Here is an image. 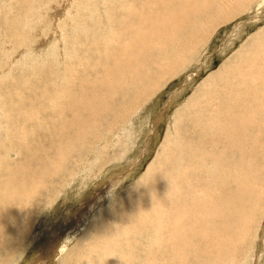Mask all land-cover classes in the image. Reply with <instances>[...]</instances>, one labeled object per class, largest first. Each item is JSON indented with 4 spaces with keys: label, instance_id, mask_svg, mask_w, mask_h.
Listing matches in <instances>:
<instances>
[{
    "label": "rangeland",
    "instance_id": "374dc122",
    "mask_svg": "<svg viewBox=\"0 0 264 264\" xmlns=\"http://www.w3.org/2000/svg\"><path fill=\"white\" fill-rule=\"evenodd\" d=\"M20 1H22V7L24 5L27 6V7L24 6V8H22L21 12L18 11V10L21 9ZM20 1L15 2V0H10V1L9 0H0V24H2V25H0V33H1L0 34V66H1V69H0V80H1V78H3L2 81H0V86H1L0 87V92H1L0 93V104H1L0 107L3 108V109L0 108V118L3 116L1 118V120H0V125H1L0 126L1 127L0 128L1 129L0 133H2V134H0V137L2 136L0 138V143H1V141H3L1 143L2 145H0L1 146L0 147V172L3 169H7L6 166H8V169H12V168L16 167L17 165H21V163H19V162H21V161H19V159L20 160H23V159H26V158L30 159L32 154L36 155V153H35L36 149H42L44 151L51 149L50 140H46L44 142V141H37V140L34 139L35 135H34V132H33V126L29 125V126L26 127L24 125L23 121L20 119V118H22L20 116V114H18L20 116L19 117L17 115L16 110H14L15 108H13V109L9 108V105L6 102L5 98H11L13 95H10V92L12 91L11 93L15 94V95H21L23 93L22 94L23 98L27 99V101L28 100H30V101L31 100L32 101L33 100L34 101L37 100L38 101L39 100L40 102L36 101L35 103H34V101L33 102L31 101V103H30V101H28L31 106L36 105V106H34L36 108H34L33 111L34 112L40 111L41 107L43 108V105H44L45 109H42V110L44 112H47L50 115L52 126L53 127L55 126L56 129L61 130L63 133L68 132L69 130H67L65 127H66V124H67L68 121H72L71 119H73V118H71V117H73L72 116L73 114L70 113V110L64 111L62 109V107H61V104L56 105V107L52 106V105H49L48 103L53 101V98L51 96H50L51 97L50 98L49 96L45 95L44 98L42 97L41 99H39L40 97H38L37 94L36 95L35 94H31V92L33 90H30L29 87L27 86V81L29 82V78L28 77H30L31 75H35V73H37L36 74V78L37 79L34 77L35 78V83H36L37 80L41 81V82L37 81V85L36 86L38 87L39 85H41L42 82L44 84L43 79L47 81V78H46L47 74L49 72H52V74H53L52 76H54L53 79H56V88L59 87L57 89L60 90V91H63L64 89H65L64 91H66L67 89L69 90V88H67L68 86H66V88H63L64 87L63 84L66 82V79H67V83H68V80H69V83L71 85L73 84L71 86L68 83L71 88L73 86L75 87L73 89H78V87L81 84H82L81 86H85L84 82L78 81L79 78H77L78 77L77 74H78L79 70L77 71V73L75 72L74 74H72V73H66L65 74V72L68 69L71 70V68H69V67H73V65L76 62L75 60H77L79 57H81L80 59H81V61H82V63L84 65H85V62L86 63L89 62L88 66L89 65L92 66L93 62L89 61V59H88V61H85V55H84L85 54V46H84L85 45V37L100 36L104 32H107L108 31L107 29L112 27L110 25H113L115 20H117L114 17L115 7H119L120 5L123 4V2H124V4L127 2V0L126 1L125 0H120V1L119 0H113V1L105 0L104 2H103V0H90L92 2V4H94V5H92V4H90L91 3L90 1L86 2V0H84L85 2L83 0H72V1L71 0L70 1L69 0H29V1L28 0H20ZM82 1L85 4H82ZM140 1L141 0H137V3H140ZM252 1L253 0H245V2L243 1L242 4L238 6V9L236 7L232 11V17L233 18L231 17V19H230L231 21L230 20L226 21V22H221L220 21V26H218L219 21L217 22V24L216 23L213 24L210 27L212 32L215 30L212 33V37L210 36L211 38H209V40H207V38L204 39V41H202V43L197 44L196 46H194L195 48L192 47V48L189 49V47H191V45L188 47V49L187 48H185V49L182 48L183 46H185L184 45L185 44V40L189 37V35H187V37L185 36L188 33V31H187V33L185 35L182 34V36H180L182 31L184 32V30H183L185 28L184 27V28L181 29V31H179V33L177 35L178 38L177 37H173L172 38L171 43H170L171 46L169 45V49H165V50L156 49V50H154L152 52H148V51L145 50V53L143 51L142 52L143 53L142 54L143 57L144 56H145V58L146 57H148V58L150 57V59L147 58L148 61L145 59L146 63L144 62V65L142 66L143 67L142 70L144 72V76L145 77H143V74L141 75L142 78H143L141 80V84L142 83H147V86L145 88L140 87L139 86V85H141L140 81L137 78H134V80L136 82H138L137 86H139V88H140V94H144V95L140 96V94H139L138 96L134 95L132 97L131 96H129V97L127 96L128 98L127 97H123L122 98V97H119V94L113 92L112 95L109 97L111 99V102L113 101L112 104H117L118 103V105L120 107H125V109L128 108V107L129 108L132 107L131 109L133 110V106L134 107L136 106V108H134L133 112L132 111L129 112L130 114H128L126 117L122 116V114H121V118H120L121 122H119L117 120V115L115 114V112H118V111L114 110V111L107 112L106 113V117L110 118V119L117 120V126H114L112 129L111 128H108L107 130L104 129L105 131L104 132L101 131L100 135L95 137V138H92V137H94L92 135H90V137L88 135H86L87 137L84 136L85 135V130L83 129L82 126H77V125L72 126L74 129H77L78 131H82L84 135H80V137H79L80 141L78 140L80 143L75 145V143L77 142L76 141V142H74L71 145V147L69 148V150L67 152L69 157H66V156H68L67 153L66 154L62 153L65 156L63 157V155L60 154V155H58L56 157V160H55V158H54L56 156V153H55L56 148H55V146L57 147V145H55L53 147L52 151L49 154V159H51L50 162L55 163V161H58L56 163H59V162L60 163H59L58 166L56 164L51 163L52 168L45 175V179H43V177H41V186L38 187V189L41 190V191H38V189L36 191H31L30 187L32 185L27 183V186L21 192H18V194H19L18 195L17 192L13 190L15 188V184H16L15 182H17L16 176L8 177L7 174H6L5 175L6 177L4 176L5 177L4 178V177H1V175H0V189L3 188L2 190H0V239H1L2 236H3V238L1 240L4 239L3 241H0V249H1L0 253H2V254H0V260L3 258L1 260L2 262L0 261V264H4L6 261L8 263L6 262L5 264H97L95 262H98V260L101 259L102 257L103 258L100 260V262H98V264H100L101 261L102 262L104 261L101 264H110V263H112V264H130V263L131 264L132 263L133 264H142L144 260L146 262L144 261L145 263H143V264H146V263L147 264H149V263L150 264H186L187 262H189L187 264H200V263L202 264V262H200L201 260H199L202 256L203 257L205 256L206 259L211 258L212 262H215V264H218V262L220 261V255H219V258H218V255H216L214 253L208 254L206 252H202V254H204V255H200L199 254V250L202 247H203V249L205 248L204 247L205 243H206L205 246H207V243L209 241L212 242V240L216 241V240H219V239H222V238L218 237L217 235H213V237L211 236V237H207V238L204 239L203 236L197 235V234H194V233L185 232L184 234H180L179 233V229H175L174 225H172L171 227L166 228V229L163 230L161 228L160 224L158 223V225H159V229H158L157 228L158 226L152 224L151 221H150V218H151L152 214H154L155 205L153 204V200L151 198H149L148 200L147 199L144 200V199H141L139 197L140 195L138 196V198L136 196H137V193H141V192H143L142 195H146V194L149 193V194H153L155 196V195H157L159 193V191L161 192V189H162L161 187L164 184L171 185V183H172V185H173V184H175V182H179L182 185H186L185 184L186 183V179L183 178L182 176H180V173H178V172L174 173V170L167 172L168 170H167L166 167L170 166L171 165L170 162H172V161L166 159L165 157L160 156L161 148L163 147L162 149H164L163 150L164 152H167V150L169 152V151H171L173 149L172 145L175 144L176 141L178 140L177 137H180L181 139L183 138V139L193 140V139H195L196 135L200 136V134H202L200 132H204V130L209 131L210 130L209 126H212V127H215L216 125L218 126V124L216 122H215L216 124L214 125L213 123H211V122L209 123L208 121H206L204 123V120L201 121L202 122L201 123L202 124L201 127L198 125V121H199L200 115H201L200 114L201 113V108H202L203 111H205L204 113L206 115H210V114L212 115V114L215 113L214 107H210V106L207 107V105H203V102H205V103L210 102V100L214 98V94L220 93V91H223V90L231 89L232 87H234V86H236L238 84H240L241 86H246L248 89H252L253 88L254 85H253V83L250 80H246L245 82L241 81V80L245 79L248 70L253 71V70L256 69L255 67H252L254 59H258V62L261 64V67H264V51L260 50L261 51L260 52V51L255 50L260 42H261L260 46L264 45V32H263L264 31L263 30V28H264V0H254L253 3H251ZM86 3H87V5H86ZM224 3H225L224 0H219V1L215 0L213 5H212V9H211V10H213L212 12H214L215 9L218 10V11L224 10L227 7V4L226 3L224 4ZM66 5H67V7H66ZM84 5H86L87 7L84 6ZM104 5H105V7H104ZM216 5H218V6H216ZM246 5H247V8H246ZM56 6H57V8H56ZM99 6H100V8H99ZM213 6H215V8H213ZM102 7H104V8H102ZM217 7H218V9H217ZM70 8H71V10H70ZM89 8H91V10ZM222 8H224V9H222ZM240 8H241V10H240ZM25 9L27 11H25ZM88 9H89V11H88ZM15 10L18 11L19 13L16 12ZM37 10H39V11H37ZM242 11H243V13H242ZM94 13H95V15H94ZM105 13L108 14L107 17L105 15ZM239 13H240L241 16L240 15L234 16V15H237ZM90 15H91V17H90ZM104 15H105V17H104ZM199 15L200 16H197V18H199V19H197L199 21V23L200 24L203 23L202 25H204V24L206 25L207 21L204 19V17H202L203 15H201V14H199ZM1 16H3V17H1ZM13 16H15L16 18L13 17ZM30 17H31V20H30ZM93 17H94V19H93ZM20 18H22L23 20L20 19ZM108 20L111 21V22H109ZM107 21L109 23H111V24L109 25V23ZM106 22L108 23V25H105V24H107ZM78 23L81 24L80 28L78 27V25H79ZM89 23H90V25H89ZM95 23L96 24L98 23L97 24L98 26L95 25ZM83 24H85V26L87 25V27H84ZM67 25H68V27H67ZM215 25H217V26H215ZM240 25H242V27H244L243 28L244 29V33L241 36H239V33H241V29H239ZM101 26L104 27V28H107V29H103V28H101ZM214 27H215V29H214ZM237 27H239V28H237ZM17 28H19V29H17ZM25 28H26V30H25ZM235 28H236V30L238 29L237 30L238 33L236 32V30H234ZM37 29H39L41 32L39 31V33H37L38 32ZM23 30H24V32H23ZM79 30H80V32H78ZM103 30H105V31L103 32ZM58 31L59 32L61 31V32L59 33ZM70 31H72L73 33H71ZM75 31H77L78 33L75 32ZM68 32H70L71 36H69ZM232 32L235 35V37H234V35L232 36ZM261 32H262V34H261ZM34 33L37 35V36L35 35L36 37L34 36ZM40 33H42V34L40 35ZM57 33H58V35H57ZM95 33H97V34H95ZM108 33H109V31H108ZM108 33H105V34L108 35ZM214 33H215V35H214ZM236 34H238V35H236ZM254 34H255V37H253L254 38L253 39L251 37ZM260 34H261V36L258 37V35H260ZM75 35H77L76 38H75ZM256 35H257V37H256ZM15 36H16V38H15ZM29 36H30V38H29ZM78 36H80V37H78ZM81 38H82V40L84 42L83 47H80L78 45L76 46L77 40H79ZM36 39H38V40H36ZM173 39H174V41H173ZM176 39H177V41H176ZM249 39H250V41H249ZM40 40L44 41V42H48L47 43L48 45L46 43H42L41 44ZM62 40H63V42H62ZM74 40L76 42H74ZM60 42H61V45H60ZM182 43H183V46L181 47ZM39 44H40V46H39ZM49 44L50 45L52 44L50 46L51 48L49 47ZM44 45H46L47 48H44ZM204 45H206V46L204 47ZM87 46H88V44H87ZM48 47L50 48V50H49ZM57 47L61 48V50L63 52L60 49H58ZM68 47L70 48V50L71 49L72 50L70 51L68 49ZM251 47H252V49L249 50ZM38 48H41L43 51L45 50V53L42 51V54L40 55L39 50H37ZM73 48H76V50L78 51V53H76L77 56H76V54L73 55V52H72ZM78 48H82V49L80 50ZM171 48H174V50L171 49ZM195 50H197V51H195ZM183 52L185 53L186 56L184 55ZM196 52H198V53H196ZM79 53H80V55H79ZM150 53H152L151 56H149ZM59 54H60V57H59ZM187 54H188V56H187ZM46 55H47V57H46ZM63 55H65V57ZM81 55H83V56H81ZM180 55H182V56H180ZM191 55H192V57L190 59L189 56H191ZM195 56H197V57H195ZM58 57L60 59H62V60H60ZM159 57L164 58L165 61H164V59L159 58ZM64 58H65V61H68L69 65L67 64V62L65 63V61H63ZM176 58H177V60H176ZM19 59H20V61H19ZM178 59H179V61H178ZM42 61H46L48 63L44 64V62H42ZM163 61H164V63H163ZM21 62H22V64H21ZM153 63H154V67L155 68L153 67ZM155 63H156V65H155ZM169 63H170V65L172 64L171 69L169 68L171 74L169 73V74L166 75V77L161 81L162 84L160 83L159 85H157L154 88H152L153 87L152 86L153 85V81H151V83H150L149 79L150 80H154V82H155V80H157L158 78L161 77L160 75H163L162 72H163V70H165L166 67H167L166 69L168 71V66L170 67ZM48 64L50 66H52V67H50ZM62 65H63V67H61ZM145 65L147 66L146 70H145L146 67H144ZM160 65H163L162 66L163 69L161 68ZM91 66H89V67H91ZM93 67H94V69H96L99 72H101L100 70H102V68H103V66L100 65V64H95L94 66H92V68ZM159 67H160V69H159ZM74 68L77 69V67H75V66H74ZM149 68H150V70H149ZM172 68H173V71H172ZM183 68L185 69L184 71L182 70ZM75 69H72V70H75ZM161 69H162V71L160 72L159 70H161ZM222 69H223V71H222ZM46 70H48L49 72L46 71ZM142 70L140 68V72H142ZM156 70H158V71L156 72ZM178 70L180 72L182 70L181 73L178 72L180 75H178V73L176 72ZM40 71H41L42 74L43 73L44 74L42 75L40 73ZM148 72H150V73H148ZM262 72H264V70H262ZM61 73H63V75ZM145 73L147 75H145ZM156 73L159 74V75L156 76ZM217 73L218 74L222 73V74L218 75ZM152 74H153V76H152ZM224 74L226 76H224ZM56 75L57 76L59 75V76L56 77ZM175 75H177V76H175ZM4 76H5V78H4ZM11 76L13 77V79H12ZM67 76H69V79H68ZM70 76H72V77H70ZM148 76H149V78H148ZM210 76H212L213 78L210 77ZM38 77L40 79L41 78L42 79L40 80ZM64 77H66V78L64 79ZM15 78H16L17 81L15 80ZM76 78L78 80H76ZM130 79H132V78L131 77L127 78L126 82L134 81L133 79H132V81ZM147 79H148L149 82H147ZM223 79H224V81H223ZM14 80H15V82H14ZM23 80H25V81H23ZM58 80H60V81L62 80L61 83H59L60 81H58ZM12 81L14 83H18V84L14 85ZM142 81H145V82H142ZM249 81L252 84L249 83ZM10 82H12V84H9V85H11V86L14 85L13 87L8 85V83H10ZM38 82L40 84H38ZM78 82H79V84L80 83L81 84L79 85ZM22 83H23V85H22ZM223 83L225 84L224 86H223ZM17 85L19 87H17ZM76 85L78 86L77 88H76ZM7 86L10 87V88H7ZM161 86H163V87H161ZM26 87H28V88H26ZM2 90H4L3 91L4 94H3ZM19 90H20L21 94L18 93ZM78 90L83 91L81 87H79ZM153 90L155 91V93H154ZM13 91H14V93H13ZM150 91L151 92L153 91L152 92L153 94ZM15 92H17V94ZM205 93H208V94H205ZM116 94L118 95V97H117ZM149 94H151V95H149ZM26 95H28V96H26ZM33 95H35V96H33ZM60 95L61 96H58L59 98L60 97L61 98L64 97V95H62L61 93H60ZM139 96L142 97V98H140ZM26 97H28V98H26ZM30 97H31V99H30ZM252 97L255 100H253ZM248 98L251 99L254 103H257V105L264 104L263 103L264 102V97H262L261 95L255 96L253 94H250V96H248ZM42 99H43V101L45 103L42 101ZM241 99H244V98H243L242 95H239L238 99L237 98L235 99L236 102H234L233 105L235 106L236 103L239 100H241ZM114 101H116V102H114ZM42 102H43V105H42ZM131 104H134V105L132 106ZM137 104L139 105V107H138ZM153 105H155V107ZM188 105H189V107H188ZM254 105H256V104H254ZM4 107H5L6 110L4 109ZM47 109H49V110L47 111ZM1 110H4V111L1 112ZM186 110H187V112H186ZM23 111H25V109H23ZM61 111L63 113H65V114H66V112H68V113L63 116L62 115L63 113ZM6 112H8V113H6ZM125 112H127V111L125 110ZM262 112H264V110ZM262 112L259 113V114H262V115L257 116V118L255 120V125H254V122L252 123L254 126H257V127H261L262 126V124L260 122H258V121H260V119H264V116H263L264 113H262ZM5 113L7 114L6 116L4 115ZM179 114H180V116H179ZM55 115H56L57 118L54 117ZM162 115L164 116V118H163ZM159 116H160V118L162 116V118L160 119V121L157 122V118ZM6 117H8V118L5 119ZM13 117H15V118H13ZM178 117H179V119H178ZM18 118H19V121H21V122L18 121ZM102 118L103 117H101V121H102ZM3 119H4V121H3ZM12 119H13V121H12ZM181 119L187 120L188 124L186 123L185 120L182 121ZM169 120H171V121H169ZM5 121H6V124L8 123L7 126L5 124ZM173 121H174V123H173ZM190 121H193V122L191 123ZM9 122H10V124H9ZM11 124H13V126ZM171 124H173L174 126L173 125L171 126ZM183 124H185V125H183ZM189 124H190L191 128L189 127ZM30 126L32 127V129H31ZM195 126H196V128H195ZM80 127H81V129H80ZM173 127H175V128H173ZM16 128H17V130H16ZM20 128H21V130H20ZM119 128H121V129L119 130ZM170 128H171L172 132H171ZM175 129L178 131L179 135H178V133L176 132ZM8 130H10V131H8ZM186 130L188 132H186ZM5 131L7 133H5ZM23 131H25V132L23 133ZM48 131L49 130H47L45 128L43 130L44 133L42 132V135L44 137H50L51 140H54V139L58 140L59 139L58 134L56 132H55V134L51 135V134H49ZM153 131L155 132V134H153V133L151 134V132H153ZM182 131H184L183 133H186V136H185V134L182 133ZM196 131H197V134H196ZM20 132H22V133L20 134ZM3 133H5L4 134L5 136L3 135ZM174 133H177V134H175L177 137L174 135ZM187 134H189V135H187ZM21 135H22V139L21 140L23 141L24 139H26L27 142H29L28 144L26 143V140H24L25 141L24 146H21V144L18 143V141L16 140V137L21 136ZM182 135H183V137H182ZM190 135H191V138H190ZM26 136H27V138H26ZM167 136H169V137L167 138ZM6 137H7V139L8 138L9 139L7 140ZM83 138H84V140H83ZM86 138H89L92 143H90V142L88 143L87 141H89V139H86ZM98 138H99V140H97ZM94 139H96V140H94ZM168 140H169V142H167ZM171 140H173V141H171ZM174 140H176V141H174ZM9 141H11L10 142L11 145H10ZM39 142H40L41 145H38ZM43 142L46 145L42 144ZM81 142H84V144L81 143ZM6 143H8L9 145L6 144ZM85 143H87V145ZM168 143H170V144H168ZM29 144H31V145H29ZM79 144H80V146H79ZM89 144H91V145H89ZM84 145H86L85 147H87V149L84 148ZM168 145H170V146H168ZM13 147H15V149ZM47 147H49V148L47 149ZM6 148H7V150H6ZM16 148H17V151H16ZM81 148L83 149L84 152L81 150ZM88 148H89V150H88ZM32 149H33V151H32ZM79 150H80V153H79ZM24 151H26V152L24 153ZM235 152L238 153L239 151L236 150ZM258 152H259V155L257 157H260L261 156V151H258ZM72 153H74L75 155L72 154ZM201 153H203V151H200V154ZM240 153L241 152H239V154ZM2 154H4V155H2ZM5 154H6V156H5ZM77 154H78V156H77ZM24 155H25V157H24ZM71 155H73L75 159ZM81 155H83V156H81ZM181 156H183L184 159L182 160V163H180V164H183V165L185 164V166H184L185 169H187L188 171H193V170H197L199 168L198 167L199 165H197L199 163V161H200L198 156H196V155L193 156L192 157L193 161L190 160L191 158L189 156H185V154L179 155L177 157H181ZM253 157H255V156H253ZM62 158H64V159L66 158V159L63 160ZM76 158H78L79 160L76 159ZM156 158L158 159L157 163H155L156 162L155 160H157ZM162 159L163 160L165 159V160L163 162H161ZM70 160L72 162H70ZM75 160H76V162H75ZM250 160H252V159H250ZM184 161H187L188 163L184 162ZM194 161H198V162H194ZM29 162H26L25 164H29ZM235 162H237V161H235ZM235 162L233 164H235ZM242 162H246V161H242ZM242 162H240V163H242ZM63 163L65 164V166H63L64 165ZM67 163H69V164H67ZM252 163L255 164V165L258 164V162H252ZM74 164H76L77 167ZM164 164H165V166H164ZM167 164H168V166H167ZM11 165H12V167H11ZM54 165H56V166H54ZM160 165H162V166H160ZM183 165H181V166H183ZM60 166H61V170H60ZM171 166H173V165H171ZM9 167H11V168H9ZM33 167H34V164L32 162L30 166H26V169L27 170H30V169L35 170ZM67 167H69V168H67ZM234 167L235 166L232 165V166L229 167L230 169L228 171H226L228 173V174L226 173V175H225V176H227V178L229 176H231L232 179L233 178L239 179V177L243 174L239 170H235ZM210 168H212V167L209 166V165L206 166V170H207L208 173H206V174L203 173V174L204 175H208V176H213L215 174L214 172H215L216 169L213 168V170H211ZM165 170H167V171L165 172ZM62 171H64V172H62ZM60 172L62 173L61 175H59ZM67 172L69 174H67ZM164 172H165V174H164ZM170 172H172L173 174L172 173L170 174ZM210 172H212V173L210 174ZM49 173L50 174L52 173L51 174L52 176ZM167 173H168V175H170L171 178H172V175H173V178H172V180L174 179L173 181L170 180L171 178H169ZM164 175H165L166 178L168 177L167 180H169L170 183L169 182L165 183V181H167V180L163 179V178H165ZM175 175H176L177 178L175 177ZM61 176H63V177H61ZM48 177H50V178H48ZM7 178H9V179H7ZM11 178H14V179H12L14 181H12ZM59 178L63 179V180L60 181ZM140 179H141V181H140ZM46 181L48 183H46ZM139 181L140 182H144V183H140ZM58 182H61V183H58ZM11 183H14V185L12 184L14 188L12 187V185H10ZM138 183H140L141 185H143V184L145 185V186L143 185L142 188H141V190L144 189L145 191L144 190L143 191L140 190V186L141 185L138 184ZM17 187L18 188L21 187V183L20 184L17 183ZM41 187H42L43 191H42ZM153 187H154V189H153ZM45 189L48 192H51V191L52 192L51 193H47V191ZM132 189L133 190L135 189V190L133 191ZM8 190H9V192H8ZM114 190L116 191V193H115ZM155 190H157V191L155 192ZM29 191H31L32 193L29 192ZM131 191L135 192L136 194L131 195ZM10 192H11V194H10ZM39 192L42 193L44 195V198H46V199L42 198L43 195L40 194ZM111 192H113L114 194L111 193ZM13 194L15 196H13ZM28 194H30V196ZM33 194H34V197L32 196ZM38 194H40L41 196L38 195ZM122 195L125 196V197H123ZM18 196L27 197L26 198L27 200L25 199L24 201L21 202L20 208L19 209L17 208L16 213H14V215H13L12 212H11V208H13V207L10 206V204L13 203L11 201V199H17L16 197H18ZM35 196H36V198H38L37 200H36ZM48 196H49V198H48ZM50 196L51 197L54 196V197L51 198ZM2 197H3V199H2ZM86 197H87V199H86ZM113 197H114V199H113ZM142 200L145 201L147 204H145V203L143 204ZM47 201L49 203H47ZM31 202H33V204ZM40 203H41V206H40ZM45 203L48 204V205H46ZM96 203H98V204H96ZM123 203H125L126 205H122ZM34 204H35V206H34ZM90 204H93V205L96 204V205L93 206L94 207L93 208ZM116 204H117V207H116ZM168 204L169 203H166L165 210L167 211L169 209L168 211H171V212L175 213L176 210H174V209H177V208H168ZM110 205H112V206H110ZM14 206H16V203L14 204ZM37 206H39V207H37ZM118 206H121V207H118ZM136 206L138 208L139 207H141V208H139V210H138ZM29 207H30V209H29ZM147 207H149V208L147 210H145ZM41 208H43V209H41ZM112 208H113V210H112ZM115 208L117 210H119V211L116 212L117 210ZM123 208H124V210H123ZM188 208H189L188 211H190V210L193 211V209H194V207H190V205H188ZM38 209L41 210V211L39 212ZM96 210H98V211H96ZM121 210H123V211H121ZM25 211L27 212V214H26ZM108 211H110L109 212L110 214L108 213ZM188 211L186 213H183V212L181 213L183 218H182V221L179 223V225L183 224L188 219V217H187ZM29 212H30V214H29ZM33 212H34V214H33ZM119 212H120V214L122 216L119 214ZM260 212L261 213H259V215H258V217L256 219L257 221L253 222V224L251 225V229H250L249 233L251 232L252 234L250 233V234L247 235V239H245L247 241H245L244 239H243L244 241H242V238L236 237V238H238V244H235V243H237V240H236L235 243L230 246V249L228 247V251H227L226 247H223L225 243L221 244L220 247H222V248L218 247V250L220 251L221 254H223L222 250L224 251V253H225V251L229 253V255L227 257L226 256L222 257L224 259V261H226L225 264H252V263L253 264H256V263L257 264H264L263 263L264 262V258H263L264 254H262V252L264 253V250H263L264 249V208H263V210L261 209ZM83 213H85V214H83ZM104 213L109 214V215H106V214L104 215ZM89 214H91L92 216H90ZM148 214H150V217L148 219H146L148 217ZM102 215H104L103 218H102ZM116 215H118V216H116ZM19 216H22V217H19ZM28 216H30V217H28ZM85 216L87 218L89 217L90 220L86 219ZM98 216H100V217H98ZM108 216H110V217H108ZM113 216H114L115 219L113 218ZM134 216H136V217L139 216V217L136 218ZM26 217L29 218V219H27ZM109 218L111 220H113V221H111ZM95 219H96L97 224L95 223ZM83 220L86 221V222H84ZM119 220L120 221L122 220L121 223H120ZM139 220H141V221H139ZM148 220H149V222H148ZM192 221H194V220H189L188 222L191 223ZM8 222L11 223V224H9ZM72 222H74V223H72ZM116 222H117V224H116ZM7 223L10 226L12 224H14V225L9 227ZM79 223H80V225H79ZM90 223H92V224H90ZM102 223H103V226H102ZM131 223H132V225H130ZM81 224L83 225V227H82ZM85 224H86V226H85ZM95 224H96V228H95ZM121 224L122 225L124 224V225L122 226ZM126 224H127V226H126ZM48 225H50V226H48ZM133 225H135V226H133ZM15 226H16V228H15ZM71 226H72V228H71ZM93 226H94L95 229L93 228ZM119 226L122 229H120ZM80 227L83 228V229H81ZM90 227H92L93 229L90 228ZM112 227H114V228H112ZM132 227H134V228H132ZM145 227H147V228H145ZM172 227H173V229H172ZM10 228H12V230ZM28 228L31 229V230L29 229V232H28ZM103 228H104V230H103ZM17 229H19V230H17ZM22 229H24V230H22ZM96 229H98L99 232H98V230L96 231ZM111 229H113V230H111ZM87 230H88V232H87ZM92 230L95 231V232L93 233ZM130 230L132 231L131 233H130ZM139 230H140V233H138ZM168 230H169V232H168ZM199 230H200V232H204V231H206V228L204 230L201 227H199ZM24 231L28 232L29 234H27ZM114 231H115V233H114ZM121 231H122V233H121ZM166 231H167V233H166ZM171 231H175L177 236H175L174 232H172L170 234ZM21 232H23V234ZM111 232H113V233H111ZM14 233H18L17 235H19V237L22 236L21 237L22 241L19 240L20 238H18V236L16 234H14ZM89 233H90L91 237H90ZM98 233H100V234H98ZM123 233H125V234L127 233L126 235H128L129 237L124 235ZM128 233H130L131 235L128 234ZM151 233L152 234L154 233V235H151ZM160 233H162V234H160ZM110 234H111L112 237H110ZM116 234H118V235L121 234L122 236L118 237V235H116ZM133 234H134V236H133ZM94 235H95V237H93ZM97 235H100V236H97ZM101 235H102V237H101ZM123 235L125 237H123ZM149 235H151V236L149 237ZM161 235L162 236L165 235L166 238L170 235L169 236V243L171 245L170 244L167 245L166 241H165L166 238L164 237L163 238L164 240H162L161 239V237H162ZM256 235H258V237ZM10 236L12 238H10ZM83 236H84V238H83ZM106 236L107 237L109 236L108 239H107ZM113 236L114 237L116 236V239H118V240L120 239L119 240L120 243ZM248 236H250V237L248 238ZM88 237L90 239H88ZM121 237L125 238L126 240L128 238L129 240L125 241V239H122ZM134 237L137 238V239H135ZM139 237H140V239H139ZM145 237L146 238L149 237V238L146 239ZM154 237H155V239H154ZM190 237L192 238L193 241L191 240ZM201 237H202V241L203 242L206 239L207 240L204 243H202ZM262 237H263V239H262ZM8 238H10L9 242H8ZM16 238H18V239H16ZM101 238L103 239V241H101ZM184 238L187 241V243H185ZM193 238H195V239H193ZM105 239H107V240H105ZM153 239H154V241H153ZM11 240H12V242H11ZM83 240H84L85 243H83ZM135 240H137V241L139 240V241L137 242ZM145 240L148 241V244H147V241H145ZM181 240H182V242H180ZM223 240L225 241V239H223ZM104 241H105V243H104ZM123 241H124V243L125 242L126 243L125 244L122 243ZM129 241H131V243H128ZM140 241L142 242V244L140 243V245H139L138 243ZM178 241L180 242V244H179ZM261 241H262V243H261ZM10 242H11V245H10ZM109 242H112V243H109ZM136 242H137V246H136ZM150 242L153 243V244H151ZM246 242H247V244H246ZM7 243H9V244H7ZM78 243H79V245H78ZM89 243H91V244L93 243L92 246L90 244L91 247H89ZM97 243H99V244H97ZM102 243L104 245H106V244L110 245L111 244L112 246L111 245L110 246L109 245L104 246V245H102ZM127 243H128V245H127ZM197 243H199L200 246L198 245V247H197ZM200 243H202L203 245L200 244ZM242 243H244V244H242ZM121 244L124 245L125 247L123 246L124 248H122ZM143 244L145 245V247H144L145 249L142 248ZM146 244L148 246H146ZM176 244H177V247H176ZM192 244L194 246H192ZM8 245H10V246L13 245V246L10 248V246H8ZM126 245L128 246V248H127ZM158 245L160 247H158ZM180 245H182L183 247L185 246L186 248L180 247ZM245 245L246 246L249 245V246H247L248 250L245 247ZM3 246H4V248H3ZM66 246H67V248H66ZM80 246H84L86 248H84V247L81 248ZM132 246L136 247V249H134ZM165 246H168L169 248L165 247ZM235 246H237V247H235ZM115 247L116 248L119 247L121 249H119V248L116 249ZM174 247H175V250H174ZM187 247H190V248H187ZM191 247H194V248H191ZM6 248H7V250H6ZM110 248H111V250H110ZM152 248L154 250H152ZM180 248H183V249H180ZM233 248H235V249H233ZM79 249H83V250H79ZM96 249H97L98 252H96ZM108 249H109V252H108ZM127 249H129V250L130 249H134V250H130L129 252H127L128 251ZM137 249H139V250H137ZM197 249H199V250L197 251ZM259 249H260V252H259ZM124 250H127V251H124ZM191 250L192 251L194 250V252L191 253ZM7 251H9L10 253L7 252ZM117 251H118V253H117ZM122 251H124V253L127 256L125 254H123ZM142 251H143L144 254L142 253ZM164 251L166 252V254H165ZM171 251H172V253L174 252V254H172ZM184 251H186V252H184ZM245 251H246L247 255H250L252 258H250V256L248 257L247 255H245ZM251 251H252V254H254V255L249 254V253H251ZM100 252H102V253H100ZM154 252H155V254H153ZM180 252H182V254ZM195 252H196V255H195ZM85 253H86V255H85ZM113 253H115V254H113ZM188 253H190V254H188ZM116 254L117 255L119 254V255L117 256ZM120 254H121V256H120ZM132 254L134 255V257H133ZM146 254H148V255H146ZM212 254H213V256H212ZM257 254H258V256L260 255V257H257ZM6 255L7 256L9 255L8 257H10V258H7ZM103 255H105V257ZM128 255H129V258H128ZM135 255H137V256H135ZM152 255H154V256H152ZM165 255H167V256H165ZM168 255H169V257H168ZM199 255H200V257H199ZM255 255H256L255 261H253L254 260L253 257ZM116 256L118 258H115ZM174 256H176V257H174ZM66 257H67V259H66ZM93 257H95V258H93ZM96 257H97V259H96ZM107 257H110V260H109L110 262L108 261L109 258L107 259ZM125 257H127V258H125ZM216 257H217V260H216ZM228 257H230V259ZM119 258H121V260ZM134 258L135 259L139 258V259L135 260ZM140 258L142 259L141 261H140ZM115 259H118L119 261L117 260V262L115 263L114 262V261H116ZM186 259H188L189 261H187ZM242 259H243V261H242ZM4 260H6V261H4ZM215 260L218 261V262L216 263ZM257 260H258V262H256ZM198 261H199V263H198ZM237 261L239 263H236ZM251 261H252V263H250ZM242 262H244V263H242Z\"/></svg>",
    "mask_w": 264,
    "mask_h": 264
},
{
    "label": "bare ground",
    "instance_id": "6f19581e",
    "mask_svg": "<svg viewBox=\"0 0 264 264\" xmlns=\"http://www.w3.org/2000/svg\"><path fill=\"white\" fill-rule=\"evenodd\" d=\"M10 1V0H9ZM18 1H20V0H15V2H18ZM29 1V0H28ZM70 1V0H69ZM72 1V0H71ZM84 1V0H83ZM82 1V4H85L84 2ZM88 1H90V0H86V2H88ZM105 0H103V2H104ZM111 1H113V0H111ZM120 1V0H119ZM126 1V0H125ZM214 1L215 0H141L140 1V3H137V0H127V2L124 4V2H123V4L122 5H120L119 7H115V10H114V17L117 19V20H115V22H114V24L113 25H110L111 23H109V22H111V21H107L108 23H109V25L110 26H112V27H110V28H104V27H102L101 26V28H103V29H107L108 31H109V33H108V31L107 32H104L105 30H103V34L102 35H100V36H92V37H85V45H84V42H83V40H82V38L81 39H79V40H77V42L74 40V42H76V46L78 45V46H80V47H83V45L85 46V61H88V59H89V61H91V62H93V64H92V66H94L95 64H100V65H102L103 66V68H102V70H100L101 72H99V71H97L96 69H94V67L92 68V66L91 65H89V66H91V67H89L88 66V63L89 62H85V65L82 63V61H81V57H79L77 60H75L76 62H75V64L73 65V67H69V68H71V70H67L66 72H65V74L66 73H72V74H74L75 72L77 73V71L79 70V72H78V74H77V78H79V80L76 78V80H78V81H81V82H84L85 84V86H81L80 84H79V82H78V84L80 85L79 87H81L82 88V90L83 91H80V90H78L79 89V87L76 85V88L78 87V89H73V88H75L74 86L71 88L70 86H69V80H68V83H67V79H66V82L63 84L64 85V87L63 88H66V86H68L67 88H69V90L67 89L66 91H60V90H58L57 88H59V87H57L56 88V79H53V77L54 76H52L53 74H52V72H49L48 70H46V71H48L49 73L47 74V76H46V78H47V81L46 80H44L43 79V81H44V84H43V82L41 83V85H39L38 87L36 86L37 85V81H39V80H37L36 81V83H35V78H36V74L37 73H35V75H31L30 77H28L29 78V82L27 81V86L29 87V89L30 90H33L32 92H31V94H37L38 95V97H40L39 99H41L42 97L44 98V96L45 95H47V96H51L52 98H53V101H51V102H49L48 104L49 105H52V106H55L56 107V105H59V104H61V107H62V109L64 110V111H68V110H70V113H72L73 115V117H71V118H73V119H71L72 121H68L67 122V124H66V129L67 130H69L68 132H66V133H63L61 130H58V129H56V127L54 126H52V124H51V119H50V115L47 113V112H44L42 109H45V107H44V105H43V99H42V105H43V108L41 107V110L40 111H38V112H34L33 111V109L34 108H36V107H34V106H36V105H34V106H31L30 104H29V102L28 101H30V100H28L27 101V99H25V98H23V93L21 94V92H20V90H19V92L18 93H20L21 95H15V94H12L11 92H10V95H13L11 98H5L6 99V102L8 103V105H9V108L10 109H13V108H15L14 110H16V112H17V115L18 114H20V116L22 117V118H20L22 121H23V123H24V125L27 127V126H29V125H32L33 126V132H34V135H35V140H37V141H46V140H50V143H51V149L50 150H42V149H36L35 150V153H36V155L34 154H32L31 155V158L30 159H28V158H26V159H23V160H20L19 159V161H21V162H19V163H21V165H17L16 167H14V168H12V169H8V166H6V168L7 169H3L1 172H0V175H1V177H4L6 174H7V176L8 177H14V176H16V178H17V182H15L16 184H15V188L13 187V185H14V183H11L10 185H12V187L14 188H12L14 191H16L17 192V194H18V192H21L26 186H27V183L28 184H31L32 186L30 187V189H31V191H36L37 189H38V187L39 186H41V177H43V179H45V175L51 170V168H52V165H51V163H53V162H50V160L51 159H49V154H50V152L52 151V149H53V147L55 146V145H57V147L55 146V148H56V151H55V153H56V156L54 157L55 158V160H56V157L58 156V155H60V154H62V153H64V154H66L67 152H68V150H69V148L71 147V145L74 143V142H76L75 143V145L76 144H78V143H80L79 141H80V135H84L83 134V132L82 131H78L77 129H74L72 126H75V125H77V126H82L83 127V129L85 130V135L84 136H86V135H88L89 137H90V135H92V136H94V137H92V138H95V137H97V136H99L100 135V133H101V131L102 132H104L105 130H107L108 128H113L114 126H117V120L119 121V122H121V120H120V118H121V114H122V116H124V117H126L128 114H130L129 112H133V110H134V108H136V106L134 107L133 105L134 104H131L132 106H133V110L131 109V108H126L125 109V107H120L119 105H118V103L117 104H112V102H111V99L109 98L111 95H112V93L113 92H115V93H117V94H119V97H129V96H134V95H139L140 94V88H139V86L140 87H143V88H145L146 86H147V83H142L141 84V80L143 79L142 78V74H143V77H145L144 76V72H143V70H142V66L144 65V62L146 63V60H147V58L148 57H146L145 58V56L143 57V51H144V53H145V50L146 51H148V52H152V51H154V50H156V49H159V50H165V49H169V45H170V43H171V40H172V38L173 37H177V35H178V33H179V31H181V29L182 28H184L183 30H184V32L182 31V33H181V35L180 36H182V34H186L187 33V31H188V33L185 35L186 37H187V35H189V37L185 40V46H183V43H182V45H181V47L182 48H187L188 49V47L191 45V47H189V49L190 48H192V47H194V46H196L197 44H200V43H202V41H204V39H206L207 38V40H209V38H211L212 37V33L215 31H213L212 32V30H211V26L213 25V24H217V22L219 21V24H218V26H220V21L221 22H226V21H229L230 19H231V17H232V11L237 7V9H238V6L239 5H241L242 4V2L244 1L245 2V0H224L225 1V3L227 4V7L224 9V8H222V9H224V10H220V11H218V10H214V12H212L213 10H211L212 9V5H213V3H214ZM219 1V0H218ZM254 1V0H253ZM253 1L251 2V3H253ZM91 2V1H90ZM89 2V3H90ZM102 2V1H101ZM118 2V1H117ZM256 2V1H255ZM20 7H21V9L20 10H18L19 12H21V10H22V8H24V6L22 7V1H20ZM29 3V2H28ZM47 3V2H46ZM224 3V4H225ZM260 3V2H259ZM26 4V3H25ZM38 4V3H37ZM90 4H92V2L90 3ZM89 4V5H90ZM102 4V3H101ZM216 4V3H215ZM258 4V3H257ZM36 5V4H35ZM86 5H87V3H86ZM86 5H84V6H86ZM88 5V6H89ZM92 5H94V4H92ZM119 5V4H118ZM29 6V5H28ZM43 6V5H42ZM103 6V5H102ZM216 6H218V5H216ZM226 6V5H225ZM249 6V5H248ZM25 7H27V6H25ZM50 7V6H49ZM66 7H67V5H66ZM87 7V6H86ZM90 7V6H89ZM104 7H105V5H104ZM104 7H102V8H104ZM241 7V6H240ZM253 7V6H252ZM56 8H57V6H56ZM93 8V7H92ZM99 8H100V6H99ZM107 8V7H106ZM213 8H215V6H213ZM246 8H247V5H246ZM245 8V9H246ZM39 9V8H38ZM90 10H91V8H89ZM89 9H88V11H89ZM217 9H218V7H217ZM33 10V9H32ZM70 10H71V8H70ZM240 10H241V8H240ZM247 10V9H246ZM249 10V9H248ZM16 11V10H15ZM18 11H16V12H18ZM25 11H27L26 9H25ZM37 11H39V10H37ZM42 11V10H41ZM106 11V10H105ZM239 11V10H238ZM244 11V10H243ZM243 11H242V13H243ZM18 12V13H19ZM104 12V11H103ZM102 12V13H103ZM212 12V13H211ZM17 13V14H18ZM38 13V12H37ZM241 13V12H240ZM240 13L239 14H237V15H234V16H238V15H240ZM8 14V13H7ZM27 14V13H26ZM43 14V13H42ZM92 14V13H91ZM98 14V13H97ZM199 14H201V15H203L202 17H204V19L207 21V24L205 25H202V24H200L199 23V21L197 20V19H199V18H197V16H200ZM5 15V14H4ZM14 15V14H13ZM24 15V14H23ZM37 15V14H36ZM35 15V16H36ZM94 15H95V13H94ZM105 15H106V17H107V13H105ZM105 15H104V17H105ZM17 16V15H16ZM46 16V15H45ZM64 16V15H63ZM68 16V15H67ZM66 16V17H67ZM113 16V15H112ZM241 16V15H240ZM1 17H3V16H1ZM13 17H15V16H13ZM18 17V16H17ZM44 17V16H43ZM76 17V16H75ZM90 17H91V15H90ZM98 17V16H97ZM7 18V17H6ZM16 18V17H15ZM49 18V17H48ZM65 18V17H64ZM71 18V17H70ZM233 18V17H232ZM20 19H22V18H20ZM74 19V18H73ZM93 19H94V17H93ZM96 19V18H95ZM113 19V18H112ZM15 20V19H14ZM13 20V21H14ZM23 20V19H22ZM30 20H31V17H30ZM83 20V19H82ZM101 20V19H100ZM105 20V19H104ZM204 20V21H205ZM233 20V19H232ZM65 21V20H64ZM72 21V20H71ZM85 21V20H84ZM92 21V20H91ZM97 21V20H96ZM95 21V22H96ZM203 21V22H204ZM231 21V20H230ZM28 22V21H27ZM51 22V21H50ZM66 22V21H65ZM86 22V21H85ZM103 22V21H102ZM105 22V21H104ZM106 22V23H107ZM13 23V22H12ZM43 23V22H42ZM108 23L107 24H105V25H108ZM15 24V23H14ZM49 24V23H48ZM79 24V23H78ZM86 24V23H85ZM85 24H83L84 25V27H87V25L85 26ZM98 24V23H97ZM96 23H95V25H97ZM226 24V23H225ZM243 24V23H242ZM0 25H2V24H0ZM7 25V24H6ZM12 25V24H11ZM70 25V24H69ZM80 25V26H79ZM78 25V27L80 28L81 27V24H79ZM89 25H90V23H89ZM94 25V24H93ZM104 25V26H105ZM53 26V25H52ZM60 26V25H59ZM71 26V25H70ZM98 26V25H97ZM215 26H217V25H215ZM244 26V25H243ZM41 27V26H40ZM54 27V26H53ZM67 27H68V25H67ZM94 27V26H93ZM108 27V26H107ZM240 27V28H239ZM239 27H237V28H239V29H241V33H239V36H241L243 33H244V27H242V25H240ZM12 28V27H11ZM76 28V27H75ZM213 28V27H212ZM8 29V28H7ZM17 29H19V28H17ZM69 29V28H68ZM72 29V28H71ZM70 29V30H71ZM214 29H215V27H214ZM4 30V29H3ZM25 30H26V28H25ZM28 30V29H27ZM74 30V29H73ZM72 30V31H73ZM234 30H236V28L234 29ZM238 30V29H237ZM236 30V32L238 33V31ZM263 30H264V28H263ZM38 31V32H37ZM37 33H39V29H37ZM65 31V30H64ZM72 31H70L71 33H73ZM99 31V30H98ZM5 32V31H4ZM23 32H24V30H23ZM41 32V31H40ZM54 32V31H53ZM59 32V31H58ZM61 32V31H60ZM59 32V33H60ZM66 32V31H65ZM70 32H68L69 33V36H71V34H70ZM75 32H77V31H75ZM78 32H80V30L78 31ZM77 32V33H78ZM191 32V33H190ZM234 32V31H233ZM233 32H232V36L234 35L233 34ZM264 32V31H263ZM6 33V32H5ZM16 33V32H15ZM21 33V32H20ZM105 33H108V35L107 34H105ZM1 34V33H0ZM3 34V33H2ZM31 34V33H30ZM42 33H40V35H41ZM56 34V33H55ZM54 34V35H55ZM95 34H97V33H95ZM94 34V35H95ZM114 34V35H113ZM261 34H262V32H261ZM261 34L260 35H258V37L259 36H261ZM32 35V34H31ZM36 34L34 33V36H35ZM57 35H58V33H57ZM63 35V34H62ZM214 35H215V33H214ZM236 35H238V34H236ZM37 36V35H36ZM35 36V37H36ZM76 36L77 35H75V38H76ZM184 36V37H185ZM211 36V37H210ZM5 37V36H4ZM39 37V36H38ZM73 37V36H72ZM78 37H80V36H78ZM234 37H235V35H234ZM253 37H255V34L254 35H252V37L251 38H253ZM256 37H257V35H256ZM15 38H16V36H15ZM29 38H30V36H29ZM28 38V39H29ZM40 38V37H39ZM42 38V37H41ZM45 38V37H44ZM49 38V37H48ZM178 38V37H177ZM237 38V37H236ZM250 38V39H251ZM18 39V38H17ZM181 39V38H180ZM179 39V40H180ZM250 39H249V41H250ZM254 39V38H253ZM258 39V38H257ZM36 40H38V39H36ZM42 40V39H41ZM40 40V41H41ZM211 40V39H210ZM252 40V39H251ZM47 41V40H46ZM173 41H174V39H173ZM176 41H177V39H176ZM232 41V40H231ZM3 42V41H2ZM62 42H63V40H62ZM67 42V41H66ZM180 42V41H179ZM208 42V41H207ZM4 43V42H3ZM28 43V42H27ZM42 43H48V42H44V41H41V44ZM177 43V42H176ZM181 43V42H180ZM209 43V42H208ZM5 44V43H4ZM3 44V45H4ZM87 44H88V46H87ZM173 44V43H172ZM48 45V44H47ZM52 45V44H51ZM50 44H49V47L51 46ZM60 45H61V42H60ZM59 45V46H60ZM75 45V44H74ZM261 45V42L258 44V46L256 47V49L255 50H257V51H260V50H262V51H264V45L263 46H260ZM39 46H40V44H39ZM54 46V45H53ZM73 46V45H72ZM71 46V47H72ZM171 46V45H170ZM206 45H204V47H205ZM48 47V48H49ZM70 47V46H69ZM68 47V49L70 50V48ZM174 47V46H173ZM177 47V46H176ZM180 47V46H179ZM34 48V47H33ZM44 48H47V46L46 45H44ZM51 48V47H50ZM50 48H49V50H50ZM56 48V47H55ZM58 48V47H57ZM195 48V47H194ZM41 48H38L37 50H39V53H40V55L42 54V49L40 50ZM58 49H60L61 50V48H58ZM78 49H82V48H78ZM171 49H173L174 50V48H171ZM183 49V50H184ZM186 49V50H187ZM252 49V47L249 49V50H251ZM72 50V49H71ZM70 50V51H71ZM79 50V51H80ZM158 50V51H159ZM182 50V51H183ZM199 50V49H198ZM58 51V50H57ZM62 51V50H61ZM188 51V50H187ZM195 51H197V50H195ZM44 53H45V50L43 51ZM47 52V51H46ZM63 52V51H62ZM73 55L74 54H76V53H78V51L76 50V48H73ZM81 52V51H80ZM83 52V51H82ZM181 52V51H180ZM185 52V51H184ZM183 52V53H184ZM202 52V51H201ZM261 52V51H260ZM84 53V52H83ZM147 53V52H146ZM154 53V52H153ZM157 53V52H156ZM178 53V52H177ZM182 53V54H183ZM196 53H198V52H196ZM58 54V53H57ZM66 54V53H65ZM70 54V53H69ZM149 54V53H148ZM151 54L152 53H150V55L149 56H151ZM155 54V53H154ZM170 54V53H169ZM189 54V53H188ZM188 54H187V56H188ZM79 55H80V53H79ZM146 55V54H145ZM184 55H185V53H184ZM183 55V56H184ZM45 56V55H44ZM64 57H65V55H63ZM76 56H77V54H76ZM81 56H83V55H81ZM160 56V55H159ZM170 56V55H169ZM180 56H182V55H180ZM186 56V55H185ZM253 56V55H252ZM29 57V56H28ZM43 57V56H42ZM46 57H47V55H46ZM51 57V56H50ZM59 57H60V54H59ZM58 57V58H59ZM153 57V56H152ZM163 57V56H162ZM162 57H159V58H162ZM178 57V56H177ZM190 57V59H191V57H192V55L191 56H189ZM188 57V58H189ZM195 57H197V56H195ZM23 58V57H22ZM27 58V57H26ZM52 58V57H51ZM76 58V57H75ZM170 58V57H169ZM182 58V57H181ZM185 58V57H184ZM194 58V57H193ZM57 59V58H56ZM60 59V58H59ZM146 59V60H145ZM148 59H150V57L148 58ZM156 59V58H155ZM162 59H164V58H162ZM46 60V59H45ZM60 60H62V59H60ZM67 60V59H66ZM176 60H177V58H176ZM187 60V59H186ZM19 61H20V59H19ZM23 61V60H22ZM47 61V60H46ZM46 61H42V62H44V64L46 63H48V62H46ZM63 61H65V58H64V60ZM148 61V60H147ZM151 61V60H150ZM164 61H165V59H164ZM164 61H163V63H164ZM167 61V60H166ZM178 61H179V59H178ZM191 61V60H190ZM12 62V61H11ZM62 62V61H61ZM67 62V64H68V61H65V63ZM74 62V61H73ZM168 62V61H167ZM187 62V61H186ZM194 62V61H193ZM9 63V62H8ZM7 63V64H8ZM63 63V62H62ZM61 63V64H62ZM64 63V64H65ZM150 63V62H149ZM157 63V62H156ZM156 63H155V65H156ZM166 63V62H165ZM175 63V62H174ZM21 64H22V62H21ZM40 64V63H39ZM50 64V63H49ZM48 64V65H49ZM63 64V65H64ZM71 64V63H70ZM148 64V63H147ZM167 64V63H166ZM182 64V63H181ZM227 64V63H226ZM52 65V64H51ZM57 65V64H56ZM63 65L61 66V67H63ZM69 65V64H68ZM169 65H170V63H169ZM184 65V64H183ZM229 65V64H228ZM8 66V65H7ZM30 66V65H29ZM28 66V67H29ZM44 66V65H43ZM42 66V67H43ZM50 66V65H49ZM48 66V67H49ZM67 66V65H66ZM74 66L75 67H77V69H75L74 68ZM149 66V65H148ZM158 66V65H157ZM161 66V68H162V66L163 65H160ZM171 66H172V64L170 65V67L168 66V71H167V67L165 68V70H163V75H160L161 77L160 78H156L157 80H155V82H154V80H150L149 79V81H150V83H151V81H153V87L152 88H154L155 86H157V85H159L160 83H161V81L166 77V75L167 74H169L170 73V70H169V68L171 69ZM186 66V65H185ZM4 67V66H3ZM9 67V66H8ZM38 67V66H37ZM40 67V66H39ZM50 67H52V66H50ZM49 67V68H50ZM144 67H146L145 68V70L147 69V66L145 65ZM153 67H154V63H153ZM227 67V66H226ZM252 67H255L256 69L255 70H253V71H250V70H248L247 71V75H246V77H245V79L244 80H241V81H246V80H250L252 83H253V88L252 89H248L246 86H241L240 84H238V85H236V86H234V87H232L231 89H228V90H223V91H220V93H217V94H214V98L213 99H211L210 100V102H207V103H205V102H203V105H207V107L208 106H210V107H214V110H215V113L214 114H210V115H206L204 112L205 111H203L202 110V108H201V115H200V119H199V121H198V125L201 127L202 126V120H204V123L206 122V121H208L209 123L211 122V123H213L214 125L217 123L218 124V126L216 127H212V126H209V128H210V130L209 131H207V130H204V132H200V133H202V134H200V136H198V135H196V137H195V139H193V140H190V139H181L180 137H177L175 134H177L178 133V131L176 130V132L177 133H174V135L178 138V140L176 141V140H174V141H176V143L175 144H173L172 145V150L171 151H169L168 152V150H167V152H164L163 150L164 149H162L161 148V151H160V156H162V157H165L166 159H168V160H170V161H172V162H170L171 163V165H173V166H168V164H167V166L168 167H166L167 168V170H165V172L167 171V172H169V171H172V170H174V173H180V176H182L183 178H185L186 179V185H182L181 183H179V182H175V184H173L172 185V183H171V185H167V184H164V185H162V189H161V192L159 191V193L157 194V195H153V194H146V195H142L143 194V192H141V193H137V198H138V196L141 198V199H149V198H151L152 200H153V204L155 205V207H154V214H152L151 212V214H152V216H151V218H150V221H151V223L152 224H154V225H157L158 227V229H159V225H158V223L160 224V226H161V228L164 230V229H166V228H169V227H171L172 225H174L175 226V229H179V233L180 234H184L185 232H187V233H194V234H197V235H201V236H203L204 237V239L205 238H207V237H213V235H217L218 237H220V238H222V239H219V240H216V241H214V240H212V242H208L207 243V246H205L206 245V243H205V245H204V249H203V247L199 250V249H197V251L199 250V254L200 255H204V254H202V252H206V253H208V254H210V253H214V254H216V255H218V258H219V255H220V261L218 262V261H216L217 260V257H216V263L218 262V264H225L226 263V261H224V259L222 258L223 256H228L229 255V253L228 252H226L225 251V253H224V251L222 250V252H223V254H221L220 253V251L218 250V247H220L221 246V244H224V246L223 247H226L227 248V251H228V247H229V249H230V246L231 245H233L234 243H235V241L237 240V243H235V244H238V238H242V241H244L245 239H247V235L248 234H250L249 233V231H250V229H251V225L253 224V222H256L257 220V217H258V215H259V213H261L260 211H261V209L263 210V208H264V119H260V121H258V122H260L261 124H262V126L261 127H257V126H254L255 125V120H256V118H257V116H259V115H262V114H259L260 112H262L263 110H264V104H261V105H257V103H254L251 99H249L248 98V96H250V94H253V95H255V96H257V95H261L262 97H264V72H262V70H264V67H261V64L258 62V59H254L253 60V64H252ZM20 68V67H19ZM47 68V67H46ZM66 68V67H65ZM100 68V69H101ZM140 68H141V70H142V72H140ZM155 68V67H154ZM0 69H1V66H0ZM39 69V68H38ZM62 69V68H61ZM72 69H75V70H72ZM152 69V68H151ZM159 69H160V67H159ZM163 69V68H162ZM162 69L161 70H159L160 72L162 71ZM175 69V68H174ZM224 69V68H223ZM223 69H222V71H223ZM233 69V68H232ZM24 70V69H23ZM41 70V69H40ZM43 70V69H42ZM45 70V69H44ZM53 70V69H52ZM144 70V71H145ZM149 70H150V68H149ZM153 70V69H152ZM183 71L185 70L184 68L182 69ZM182 70H181V72H182ZM231 70V69H230ZM63 71V70H62ZM154 71V70H153ZM158 70H156V72H157ZM172 71H173V68H172ZM12 72V71H11ZM24 72V71H23ZM35 72V71H34ZM44 72V71H43ZM177 73L178 72H180L179 70L178 71H176ZM180 72V73H181ZM232 72V71H231ZM32 73V72H31ZM40 73H41V71H40ZM141 73V74H140ZM148 73H150V72H148ZM225 73V72H224ZM21 74V73H20ZM23 74V73H22ZM42 74V73H41ZM44 74V73H43ZM42 74V75H43ZM62 75H63V73H61ZM161 74V73H160ZM171 74V73H170ZM176 74V73H175ZM218 74V73H217ZM220 75L222 74V73H219ZM218 74V75H219ZM231 74V73H230ZM4 75V74H3ZM6 75V74H5ZM25 75V74H24ZM145 75H147L146 73H145ZM155 75V74H154ZM157 75H159V74H157L156 73V76ZM178 75H180L179 73H178ZM22 76V75H21ZM28 76V75H27ZM59 76V75H58ZM57 75H56V77H58ZM152 76H153V74H152ZM155 76V77H156ZM175 76H177V75H175ZM224 76H226L225 74H224ZM7 77V76H6ZM12 77V76H11ZM35 77V78H34ZM40 77V76H39ZM38 77V78H39ZM55 77V78H56ZM63 77V76H62ZM61 77V78H62ZM68 77V79H69V76H67ZM70 77H72V76H70ZM76 77V76H75ZM132 78L133 80H134V78H137L139 81H140V84L141 85H139V86H137V84H138V82H136L135 80L134 81H132V79H130L132 82H126V79L127 78ZM147 77V76H146ZM210 77H212V76H210ZM244 77V76H243ZM4 78H5V76H4ZM27 78V77H26ZM66 77H64V79H65ZM148 78H149V76H148ZM173 78V77H172ZM213 78V77H212ZM2 79L3 78H1V80L0 81H2ZM12 79H13V77H12ZM11 79V80H12ZM37 79V78H36ZM40 79V78H39ZM42 79V78H41ZM40 79V80H41ZM63 79V80H64ZM73 79V78H72ZM155 79V78H154ZM211 79V78H210ZM6 80V79H5ZM8 80V79H7ZM10 80V79H9ZM15 80H16V78H15ZM15 80H14V82H15ZM137 80V81H138ZM146 80V79H145ZM17 81V80H16ZM23 81H25V80H23ZM58 81H60V80H58ZM62 81V80H61ZM61 81L59 82V83H61ZM75 81V80H74ZM148 81V79H147V82H149ZM169 81V80H168ZM171 81V80H170ZM223 81H224V79H223ZM249 81V83H251ZM13 82V81H12ZM12 82H10V83H8V85L9 84H12ZM13 82V84L15 85V84H18V83H14ZM39 82H41V81H39ZM38 82V84H40ZM73 82V81H72ZM77 82V81H76ZM142 82H145V81H142ZM204 82V81H203ZM210 82V81H209ZM63 83V82H62ZM166 83V82H165ZM206 83V82H205ZM211 83V82H210ZM251 83V84H252ZM29 84V85H28ZM58 84V83H57ZM162 84V83H161ZM6 85V84H5ZM13 85V86H14ZM20 85V84H19ZM22 85H23V83H22ZM71 85V84H70ZM73 85V84H72ZM71 85V86H72ZM75 85V84H74ZM149 85V84H148ZM207 85V84H206ZM225 84L223 83V86H224ZM227 85V84H226ZM9 86H11V85H9ZM13 86H11V87H13ZM59 86V85H58ZM151 86V85H150ZM1 87V86H0ZM5 87V86H4ZM16 87V86H15ZM14 87V88H15ZM17 87H19L18 85H17ZM16 87V88H17ZM23 87V86H22ZM28 87H26V88H28ZM61 87V86H60ZM84 87V88H83ZM161 87H163V86H161ZM228 87V86H227ZM7 88H10V87H8L7 86ZM25 88V89H26ZM151 88V89H152ZM13 89V88H12ZM11 89V90H12ZM18 89V88H17ZM38 89V90H37ZM142 89V88H141ZM16 90V89H15ZM143 90V89H142ZM145 90V89H144ZM147 90V89H146ZM155 90V89H154ZM153 90V91H154ZM161 90V89H160ZM159 90V91H160ZM163 90V89H162ZM202 90V89H201ZM4 90H2V92H3ZM8 91V90H7ZM18 91V90H17ZM152 91V92H153ZM158 91V92H159ZM143 92V91H142ZM151 92V91H150ZM151 92V93H152ZM157 92V93H158ZM202 92V91H201ZM1 93V92H0ZM8 93V92H7ZM13 93H14V91H13ZM16 94H17V92H15ZM60 93L62 94V95H64V97L63 98H59L58 96H61L60 95ZM148 93V92H147ZM154 93H155V91H154ZM204 93V92H203ZM3 94H4V92H3ZM25 94V93H24ZM30 94V95H31ZM116 94V95H117ZM153 94V93H152ZM205 94H208V93H205ZM35 95H33V96H35ZM115 95V94H114ZM142 95H144V94H140V96H142ZM149 95H151V94H149ZM239 95H242L243 96V98L244 99H241V100H239L237 103H236V105L234 106L233 104H234V102H236L235 101V99L237 98L238 99V96ZM26 96H28V95H26ZM139 96V97H140ZM50 97V98H51ZM113 97V96H112ZM117 97H118V95H117ZM127 97V98H128ZM259 97V96H258ZM26 98H28V97H26ZM126 98V99H127ZM140 98H142V97H140ZM30 99H31V97H30ZM33 99V98H32ZM35 99V98H34ZM49 99V98H48ZM116 99V98H115ZM134 99V98H133ZM252 99H253V97H252ZM258 99V98H257ZM50 100V99H49ZM130 100V99H129ZM194 100V99H193ZM201 100V99H200ZM253 100H255V99H253ZM3 101V100H2ZM32 101V100H31ZM31 101H30V103H31ZM34 101V100H33ZM32 101V102H33ZM37 101V100H36ZM36 101H34V103L36 102ZM39 101V100H38ZM37 101V102H38ZM119 101V100H118ZM149 101V100H148ZM4 102V101H3ZM40 102V101H39ZM114 102H116V101H114ZM193 102V101H192ZM45 103V102H44ZM133 103V102H132ZM264 103V102H263ZM3 104V103H2ZM141 104V103H140ZM194 104V103H193ZM254 104H256V105H254ZM1 105V104H0ZM41 105V106H42ZM138 105V104H137ZM4 106V105H3ZM2 106V107H3ZM38 106V105H37ZM123 106V105H122ZM154 107H155V105H153ZM138 107H139V105H138ZM167 107V106H166ZM188 107H189V105H188ZM1 108V107H0ZM19 108V109H18ZM58 108V107H57ZM184 108V107H183ZM1 109H3V108H1ZM4 109H5V107H4ZM23 109H25V111H23ZM61 109V108H60ZM204 109V108H203ZM6 110V109H5ZM49 109H47V111H48ZM114 110H116V111H118V112H115V114L117 115V120H114V119H110V118H107L106 117V113L107 112H109V111H114ZM125 110L127 111V112H125ZM181 110V109H180ZM179 110V111H180ZM190 110V109H189ZM4 110H1V112H3ZM51 111V110H50ZM157 111V110H156ZM13 112V111H12ZM52 112V111H51ZM62 112V111H61ZM135 112V111H134ZM185 112V111H184ZM186 112H187V110H186ZM185 112V113H186ZM211 112V111H210ZM6 113H8V112H6ZM4 114L5 116L7 115V114ZM63 113V112H62ZM68 112H66V114H67ZM157 113V112H156ZM182 113V112H181ZM184 113V114H185ZM189 113V112H188ZM209 113V112H208ZM262 113H264V112H262ZM15 114V113H14ZM54 114V113H53ZM65 113H63L62 115L64 116V115H66ZM177 114V113H176ZM11 115V114H10ZM70 115V114H69ZM164 115V114H163ZM162 115V116H163ZM183 115V114H182ZM13 116V115H12ZM19 116V115H18ZM19 116V117H20ZM162 116H161V118H162ZM179 116H180V114H179ZM264 116V115H263ZM262 116V117H263ZM3 117V116H2ZM1 117V118H2ZM54 117H56V115L54 116ZM61 117V116H60ZM83 117V118H82ZM101 117H103L102 118V121H101ZM123 117V118H124ZM1 118H0V120H1ZM8 117H6L5 119H7ZM13 118H15V117H13ZM57 118V117H56ZM66 118V117H65ZM160 116L157 118V122L158 121H160ZM163 118H164V116H163ZM171 119V118H170ZM178 119H179V117H178ZM11 120V119H10ZM61 120V119H60ZM182 121H184L185 119H181ZM3 121H4V119H3ZM12 121H13V119H12ZM18 121H19V118H18ZM17 121V122H18ZM64 121V120H63ZM101 121V122H100ZM169 121H171V120H169ZM180 121V120H179ZM181 121V122H182ZM186 121V123L188 124V122H187V120H185ZM2 122V121H1ZM8 122V121H7ZM16 122V121H15ZM19 122H21V121H19ZM191 123L193 122V121H190ZM216 122V123H215ZM254 122V125L252 124ZM173 123H174V121H173ZM257 123V122H256ZM5 124H6V121H5ZM8 124V123H7ZM7 124H6V126H7ZM9 124H10V122H9ZM14 124V123H13ZM13 124H11L12 126H13ZM16 124V123H15ZM19 124V123H18ZM21 124V123H20ZM23 125V126H24ZM173 124H171V126H172ZM183 125H185V124H183ZM1 126V125H0ZM3 126V125H2ZM5 126V125H4ZM9 126V125H8ZM18 126V125H17ZM174 126V125H173ZM197 126V125H196ZM196 126H195V128H196ZM198 126V127H199ZM31 127V126H30ZM178 127V126H177ZM186 127V126H185ZM189 127H190V124H189ZM1 128V127H0ZM6 128V127H5ZM11 128V127H10ZM23 128V127H22ZM47 129V130H49L48 132H49V134H55V132L58 134V137H59V139L58 140H55L54 138V140H51L50 139V137H44L43 135H42V132H43V130L44 129ZM173 128H175V127H173ZM180 128V127H179ZM191 128V127H190ZM24 129V128H23ZM31 129H32V127H31ZM79 129V128H78ZM80 129H81V127H80ZM105 129V130H104ZM121 128H119V130H120ZM193 129V128H192ZM198 129V128H197ZM202 129V128H201ZM1 130V129H0ZM16 130H17V128H16ZM19 130V129H18ZM20 130H21V128H20ZM77 130V131H76ZM170 130H171V128H170ZM182 130V129H181ZM185 130V129H184ZM196 130V129H195ZM3 131V130H2ZM8 131H10V130H8ZM26 131V130H25ZM25 131H23V133L25 132ZM28 131V130H27ZM30 131V130H29ZM46 131V130H45ZM192 131V130H191ZM4 132V131H3ZM31 132V131H30ZM32 132V133H33ZM171 132H172V130H171ZM184 131H182V133H183ZM186 132H188L187 130H186ZM5 133H7L6 131H5ZM5 133H3V135L5 134ZM9 133V132H8ZM12 133V132H11ZM22 132H20V134H21ZM31 133V134H32ZM44 133V132H43ZM155 134V132L153 131V132H151V134ZM193 133V132H192ZM0 134H2V133H0ZM173 134V133H172ZM183 134H185V136H186V133H183ZM196 134H197V131H196ZM10 135V134H9ZM12 135V134H11ZM19 135V134H18ZM33 135V136H34ZM46 135V134H45ZM169 135V134H168ZM178 135H179V133H178ZM187 135H189V134H187ZM5 136V135H4ZM30 136V135H29ZM170 136V135H169ZM169 136H167V138L169 137ZM2 137V136H1ZM0 137V138H1ZM8 137V136H7ZM7 137H6V139H7ZM11 137V136H10ZM15 137V136H14ZM31 137V136H30ZM87 137V136H86ZM171 137V136H170ZM182 137H183V135H182ZM194 137V136H193ZM192 137V138H193ZM4 138V137H3ZM26 138H27V136H26ZM175 138V137H174ZM187 138V137H186ZM190 138H191V135H190ZM5 139V140H6ZM9 139V138H8ZM7 139V140H8ZM22 139V135L21 136H18V137H16V140L18 141V143L19 144H21V146H24V144H25V141L24 140H26V139H24L23 141L21 140ZM86 139H89V138H86ZM85 139V140H86ZM171 139V138H170ZM173 139V138H172ZM176 139V138H175ZM31 140V139H30ZM29 140V141H30ZM79 140V141H78ZM83 140H84V138H83ZM93 140V139H92ZM94 140H96V139H94ZM97 140H99V138L97 139ZM171 141H173V140H171ZM3 141H1V143H2ZM11 141H9V143H10ZM31 142V141H30ZM42 143V144H45V143ZM88 143L90 142V143H92L91 141H90V139H89V141H87ZM94 142V141H93ZM167 142H169V140L167 141ZM0 143V145H2ZM13 143V142H12ZM26 143L28 144L29 142H27V140H26ZM33 143V142H32ZM47 143V142H46ZM81 143H83L84 144V142H81ZM6 144H8V143H6ZM82 144V145H83ZM86 145H87V143H85ZM166 144V143H165ZM168 144H170V143H168ZM9 145V144H8ZM10 145H11V143H10ZM29 145H31V144H29ZM38 145H41L40 144V142H39V144ZM37 145V146H38ZM46 145V144H45ZM86 145H84V148L85 149H87V147H85ZM89 145H91V144H89ZM14 146V145H13ZM16 146V145H15ZM33 146V145H32ZM44 146V145H43ZM79 146H80V144H79ZM95 146V145H94ZM168 146H170V145H168ZM1 147V146H0ZM5 147V146H4ZM83 147V146H82ZM92 147V146H91ZM167 147V146H166ZM8 148V147H7ZM7 148H6V150H7ZM14 149H15V147H13ZM23 148V147H22ZM33 148V147H32ZM49 147H47V149H48ZM54 148V149H55ZM74 148V147H73ZM78 148V147H77ZM90 148V147H89ZM89 148H88V150H89ZM147 148V147H146ZM79 149V148H78ZM81 150L83 151V149L81 148ZM236 150H238L239 152H241L240 154H239V152L238 153H236L235 151ZM16 151H17V148H16ZM19 151V150H18ZM31 151V150H30ZM32 151H33V149H32ZM73 151V150H72ZM81 151V152H82ZM200 151H203V153H201L200 154ZM258 151H261V156L260 157H257L258 155H259V152ZM26 151H24V153H25ZM76 152V151H75ZM78 152V151H77ZM84 152V151H83ZM82 152V153H83ZM86 152V151H85ZM3 153V152H2ZM9 153V152H8ZM16 153V152H15ZM23 153V154H24ZM31 153V152H30ZM79 153H80V150H79ZM81 153V154H82ZM7 154V153H6ZM6 154H5V156H6ZM64 154H62L63 155V157L65 156ZM72 154H74V153H72ZM84 154V153H83ZM182 155V154H185V156H189L191 159V161H193L192 160V157L193 156H198V158L200 159V161H199V163L197 164V165H199L198 167V169L197 170H193V171H188L187 169H185V164L183 165V164H180V163H182V160L184 159L183 158V156H181V157H177V156H179V155ZM2 155H4V154H2ZM1 155V156H2ZM8 155V154H7ZM30 155V154H29ZM61 155V156H62ZM67 155H68V153H67ZM75 155V154H74ZM80 155V154H79ZM23 156V155H22ZM27 156V155H26ZM60 156V157H61ZM71 156H73V155H71ZM77 156H78V154H77ZM81 156H83V155H81ZM184 156V157H185ZM253 156H255V157H253ZM24 157H25V155H24ZM52 157V156H51ZM66 157H69V155L68 156H66ZM257 157V158H256ZM22 158V157H21ZM73 158H74V156H73ZM72 158V159H73ZM187 158V157H186ZM18 159V158H17ZM63 160H65L64 158H62ZM75 159V158H74ZM76 159H78V158H76ZM81 159V158H80ZM157 159V158H156ZM224 161H222V160ZM250 159H252V160H250ZM6 160V159H5ZM58 160V159H57ZM79 160V159H78ZM139 160V159H138ZM165 160V159H164ZM163 159H162V161L161 162H163L164 161ZM187 160V159H186ZM4 161V160H3ZM30 161V162H29ZM156 162L155 163H157V161H158V159L157 160H155ZM160 161V160H159ZM190 161V162H191ZM235 161H237V162H235ZM242 161H246V162H242ZM26 162H29V164H25ZM33 162V164H34V169L35 170H32V169H30V170H27L26 169V166H30L31 165V163ZM56 162H58V161H55V163H53V164H56L57 166L59 165V163H56ZM70 162H72L71 160H70ZM69 162V163H70ZM75 162H76V160H75ZM154 162V161H153ZM160 162V163H161ZM184 162H187V161H184ZM194 162H198V161H194ZM235 162V164H233ZM240 162H242V163H240ZM252 162H258V164H253ZM18 163V162H17ZM18 163V164H19ZM69 163H67V164H69ZM138 163V162H137ZM188 163V162H187ZM186 163V164H187ZM8 164V163H7ZM6 164V165H7ZM16 164V163H15ZM64 164V163H63ZM66 164V165H67ZM72 164V163H71ZM56 165H54V166H56ZM75 166H76V164H74ZM73 165V166H74ZM181 165H183V166H181ZM211 166L212 168H210L211 170H213V168L214 169H216L215 170V174L213 175V176H208V175H204L203 173H208L207 172V170H206V166ZM232 165H234L235 167V170H239L240 172H242L243 174L239 177V179H235V178H233L232 179V177L231 176H229L228 178H227V176H225L226 175V171H228L230 168V166H232ZM5 166V165H4ZM3 166V167H4ZM14 166V165H13ZM63 166H65V164L63 165ZM70 166V165H69ZM72 166V165H71ZM137 166V165H136ZM160 166H162V165H160ZM164 166H165V164H164ZM163 166V167H164ZM11 167H12V165H11ZM11 167H9V168H11ZM77 167V166H76ZM187 167V166H186ZM32 168V167H31ZM59 168V167H58ZM64 168V167H63ZM67 168H69V167H67ZM136 168V167H135ZM54 169V168H53ZM60 170H61V166H60ZM59 170V171H60ZM66 170V169H65ZM71 170V169H70ZM102 170V169H101ZM164 170V169H163ZM231 171V170H230ZM56 172V171H55ZM62 172H64V171H62ZM66 172V171H65ZM69 172V171H68ZM67 172V174H69ZM157 172V171H156ZM165 172H164V174H165ZM237 172V171H236ZM71 173V172H70ZM172 172H170V174H171ZM212 172H210V174H211ZM231 173V172H230ZM50 174V173H49ZM52 174V173H51ZM50 174V175H51ZM62 173L60 172L59 173V175H61ZM129 174V173H128ZM132 174V173H131ZM150 174V173H149ZM173 174V173H172ZM228 174V173H227ZM237 174V173H236ZM66 175V174H65ZM64 175V176H65ZM167 175H168V173H167ZM52 176V175H51ZM121 176V175H120ZM169 176V178H171L170 177V175H168ZM238 176V175H237ZM6 177V176H5ZM4 177V178H5ZM60 177V176H59ZM61 177H63V176H61ZM68 177V176H67ZM101 177V176H100ZM127 177V176H126ZM164 177H165V175H164ZM175 177H176V175H175ZM174 177V178H175ZM225 177V178H224ZM48 178H50V177H48ZM65 178V177H64ZM166 178V177H165ZM165 178H163L164 180H167V178L165 179ZM172 178H173V175H172ZM172 178L170 179V180H172ZM177 178V177H176ZM180 178V177H179ZM178 178V179H179ZM7 179H9V178H7ZM12 179H14V178H11V180ZM60 179V178H59ZM53 180V179H52ZM51 180V181H52ZM61 180H63V179H60V181ZM66 180V179H65ZM143 180V179H142ZM156 180V179H155ZM154 180V181H155ZM174 180V179H173ZM172 180V181H173ZM182 180V179H181ZM12 181H14V180H12ZM57 181V180H56ZM59 181V180H58ZM98 181V180H97ZM140 181H141V179H140ZM139 181V182H140ZM176 181V180H175ZM179 181V180H178ZM50 182V181H49ZM63 182V181H62ZM115 182V181H114ZM168 183L169 182V180H167V181H165V183ZM17 183H21V187H17ZM46 183H48L47 181H46ZM45 183V184H46ZM58 183H61V182H58ZM64 183V182H63ZM120 183V182H119ZM125 183V182H124ZM140 183H144V182H140ZM140 183H138V184H140ZM152 183V182H151ZM170 183V182H169ZM183 183V182H182ZM54 184V183H53ZM113 184V183H112ZM49 185V184H48ZM141 185V184H140ZM144 185V184H143ZM143 185H141L140 186V190H141V188H142V186ZM149 185V184H148ZM151 185V184H150ZM145 186V185H144ZM154 186V185H153ZM11 187V186H10ZM33 187V188H32ZM45 187V186H44ZM47 187V186H46ZM57 187V186H56ZM71 187V186H70ZM85 187V186H84ZM87 187V186H86ZM92 187V186H91ZM90 187V188H91ZM118 187V186H117ZM135 187V186H134ZM52 188V187H51ZM54 188V187H53ZM73 188V187H72ZM144 188V187H143ZM147 188V187H146ZM151 188V187H150ZM3 189V188H2ZM2 189H0V190H2ZM41 189H42V187H41ZM48 189V188H47ZM76 189V188H75ZM81 189V188H80ZM153 189H154V187H153ZM11 190V189H10ZM46 190V189H45ZM53 190V189H52ZM56 190V189H55ZM85 190V189H84ZM133 190V189H132ZM135 190V189H134ZM133 190V191H134ZM144 190V189H143ZM143 190H141V191H143ZM31 191H29V192H31ZM38 191H41V190H39L38 189ZM42 191H43V189H42ZM47 191V190H46ZM54 191V190H53ZM70 191V190H69ZM83 191V190H82ZM81 191V192H82ZM115 191V190H114ZM133 191H131V195H134V194H136L135 192H133ZM145 191V190H144ZM157 190H155V192H156ZM8 192H9V190H8ZM24 192V191H23ZM45 192V191H44ZM52 192V191H51ZM51 192H48L47 191V193H51ZM68 192V191H67ZM87 192V191H86ZM32 193V192H31ZM40 193V192H39ZM55 193V192H54ZM89 193V192H88ZM111 193H113V192H111ZM115 193H116V191H115ZM130 193V192H129ZM10 194H11V192H10ZM40 194H42V193H40ZM40 194H38V195H40ZM53 194V193H52ZM114 194V193H113ZM3 195V194H2ZM19 195V194H18ZM29 196H30V194H28ZM43 195V194H42ZM49 195V194H48ZM51 195V194H50ZM81 195V194H80ZM79 195V196H80ZM99 195V194H98ZM112 195V194H111ZM118 195V194H117ZM125 195V194H124ZM13 196H15L14 194H13ZM17 196V195H16ZM24 196V195H23ZM28 196V197H29ZM33 197H34V194L32 195ZM31 196V197H32ZM41 196V195H40ZM47 196V195H46ZM52 196V195H51ZM50 196V197H51ZM123 196V195H122ZM54 197V196H53ZM53 197H51V198H53ZM111 197V196H110ZM123 197H125V196H123ZM130 197V196H129ZM17 199H11V201L13 202L12 204H10V206L11 207H13V208H11V212H12V214L14 215V213H16V210H17V208L19 209L20 208V206H21V202L22 201H24L27 197H22V196H18V197H16ZM35 198H36V196H35ZM42 198H44V195L42 196ZM48 198H49V196H48ZM112 198V197H111ZM2 199H3V197H2ZM38 198H36V200H37ZM44 199H46V198H44ZM86 199H87V197H86ZM104 199V198H103ZM113 199H114V197H113ZM125 199V198H124ZM27 200V199H26ZM35 200V201H36ZM42 200V199H41ZM57 200V199H56ZM116 200V199H115ZM46 201V200H45ZM82 201V200H81ZM103 201V200H102ZM121 201V200H120ZM135 201V200H134ZM34 202V201H33ZM33 202H31L32 204H33ZM39 202V201H38ZM142 202H143V204L145 203V204H147L145 201H143L142 200ZM16 203V206H14V204ZM35 203V202H34ZM43 203V202H42ZM47 203H49L48 201H47ZM136 203V202H135ZM150 203V202H149ZM166 203H169L168 204V208H177V209H174V210H176V212L174 213V212H171V211H166L165 210V206H166ZM44 204V203H43ZM46 204V203H45ZM96 204H98V203H96ZM96 204H90L92 207L93 206H95ZM30 205V204H29ZM37 205V204H36ZM39 205V204H38ZM46 205H48V204H46ZM45 205V206H46ZM121 205V204H120ZM122 205H126L125 203H123ZM188 205H190V207H194V209H193V211H188L189 210V208H188ZM32 206V205H31ZM30 206V207H31ZM34 206H35V204H34ZM33 206V207H34ZM40 206H41V203H40ZM43 206V205H42ZM66 206V205H65ZM110 206H112V205H110ZM128 206V205H127ZM135 206V205H134ZM146 206V205H145ZM30 207H29V209H30ZM37 207H39V206H37ZM36 207V208H37ZM78 207V206H77ZM107 207V206H106ZM116 207H117V204H116ZM118 207H121V206H118ZM137 207V206H136ZM25 208V207H24ZM89 208V207H88ZM94 208V207H93ZM139 208H141V207H139ZM139 208L137 207V209L139 210ZM149 207H147L145 210H147ZM41 209H43V208H41ZM85 209V208H84ZM101 209V208H100ZM111 209V208H110ZM116 209V208H115ZM136 209V208H135ZM167 209V208H166ZM191 209V208H190ZM39 210V209H38ZM95 210V209H94ZM103 210V209H102ZM107 210V209H106ZM112 210H113V208H112ZM117 210V209H116ZM123 210H124V208H123ZM123 210H121V211H123ZM172 210V209H171ZM23 211V210H22ZM41 210H39V212H40ZM81 211V210H80ZM96 211H98V210H96ZM104 211V210H103ZM111 211V210H110ZM110 211H108V213L110 212ZM119 210H117L116 212H118ZM127 211V210H126ZM188 211V213H187V217H188V219L183 223V224H181V225H179V223L182 221V215H181V213L183 212V213H186ZM26 212V211H25ZM32 212V211H31ZM92 212V211H91ZM105 212V211H104ZM134 212V211H133ZM8 213V212H7ZM23 213V212H22ZM140 213V212H139ZM144 213V212H143ZM11 214V215H12ZM18 214V213H17ZM26 214H27V212H26ZM29 214H30V212H29ZM33 214H34V212H33ZM83 214H85V213H83ZM102 214V213H101ZM106 213H104V215H105ZM110 214V213H109ZM109 214H106V215H109ZM116 214V213H115ZM119 214H120V212H119ZM134 214V213H133ZM137 214V213H136ZM12 215V216H13ZM24 215V214H23ZM39 215V214H38ZM73 215V214H72ZM90 216H92L91 214H89ZM88 215V216H89ZM104 215H102V218L104 217ZM112 215V214H111ZM121 215V214H120ZM37 216V215H36ZM62 216V215H61ZM89 216V217H90ZM101 216V215H100ZM100 216H98V217H100ZM116 216H118V215H116ZM122 216V215H121ZM137 216V215H136ZM136 216H134V217H136ZM19 217H22V216H19ZM28 217H30V216H28ZM84 217V216H83ZM86 217V216H85ZM87 218L86 217V219H89L90 220V218ZM97 217V218H98ZM108 217H110V216H108ZM133 217V216H132ZM139 217V216H138ZM138 217H136V218H138ZM144 217V216H143ZM142 217V218H143ZM150 217V214H148V217L146 218V219H148ZM18 218V217H17ZM27 218V217H26ZM106 218V217H105ZM104 218V219H105ZM113 218H114V216H113ZM186 218V217H185ZM11 219V218H10ZM24 219V218H23ZM27 219H29V218H27ZM31 219V218H30ZM74 219V218H73ZM107 219V218H106ZM110 219V218H109ZM115 219V218H114ZM121 219V218H120ZM259 219V218H258ZM13 220V219H12ZM16 220V219H15ZM14 220V221H15ZM22 220V219H21ZM36 220V219H35ZM65 220V219H64ZM111 220V219H110ZM189 220H194V221H192L191 223H189L188 221ZM261 220V219H260ZM37 221V220H36ZM84 221V220H83ZM82 221V222H83ZM88 221V220H87ZM100 221V220H99ZM107 221V220H106ZM111 221H113V220H111ZM120 221V220H119ZM122 221V220H121ZM121 221H120V223H121ZM136 221V220H135ZM139 221H141V220H139ZM199 221V222H198ZM12 222V221H11ZM30 222V221H29ZM57 222V221H56ZM84 222H86V221H84ZM89 222V221H88ZM87 222V223H88ZM101 222V221H100ZM129 222V221H128ZM148 222H149V220H148ZM197 222V223H196ZM259 222V221H258ZM9 223V222H8ZM7 223V224H8ZM14 223V222H13ZM17 223V222H16ZM15 223V224H16ZM23 223V222H22ZM28 223V222H27ZM72 223H74V222H72ZM78 223V222H77ZM81 223V222H80ZM80 223H79V225H80ZM86 223V224H87ZM95 223L97 224V222H96V219H95ZM115 223V222H114ZM127 223V222H126ZM136 223V222H135ZM139 223V222H138ZM150 223V224H151ZM9 224H11V223H9ZM8 224V226L9 227H11L12 225H14V224H12L11 226ZM30 224V223H29ZM58 224V223H57ZM60 224V223H59ZM86 224H85V226H86ZM89 224V223H88ZM90 224H92V223H90ZM94 224V223H93ZM96 224H95V228H96ZM116 224H117V222H116ZM128 224V223H127ZM127 224H126V226H127ZM143 224V223H142ZM20 225V224H19ZM52 225V224H51ZM70 225V224H69ZM68 225V226H69ZM82 225V224H81ZM122 225V224H121ZM120 225V226H121ZM124 225V224H123ZM122 225V226H123ZM130 225H132V223L130 224ZM137 225V224H136ZM30 226V225H29ZM48 226H50V225H48ZM74 226V225H73ZM98 226V225H97ZM102 226H103V223H102ZM107 226V225H106ZM119 226V228L120 229H122L121 227ZM129 226V225H128ZM133 226H135V225H133ZM142 226V225H141ZM140 226V227H141ZM151 226V225H150ZM255 226V225H254ZM14 227V226H13ZM27 227V226H26ZM82 227H83V225H82ZM148 227V226H147ZM147 227H145V228H147ZM155 227V226H154ZM199 227H201L202 229H204L205 230V228H206V231H204V232H200V230H199ZM15 228H16V226H15ZM21 228V227H20ZM58 228V227H57ZM71 228H72V226H71ZM81 228V227H80ZM85 228V227H84ZM90 228H92V227H90ZM93 228H94V226H93ZM92 228V229H93ZM94 228V229H95ZM100 228V227H99ZM112 228H114V227H112ZM127 228V227H126ZM132 228H134V227H132ZM139 228V227H138ZM152 228V227H151ZM11 230H12V228H10ZM29 229L30 228H28V232H29ZM55 229V228H54ZM66 229V228H65ZM81 229H83V228H81ZM89 229V228H88ZM101 229V228H100ZM117 229V228H116ZM115 229V230H116ZM119 229V230H120ZM136 229V228H135ZM153 229V228H152ZM151 229V230H152ZM156 229V228H155ZM172 229H173V227H172ZM17 230H19V229H17ZM22 230H24V229H22ZM31 230V229H30ZM44 230V229H43ZM77 230V229H76ZM98 229H96V231H97ZM103 230H104V228H103ZM111 230H113V229H111ZM124 230V229H123ZM133 230V229H132ZM150 230V229H149ZM148 230V231H149ZM257 230V229H256ZM74 231V230H73ZM93 231V230H92ZM101 231V230H100ZM118 231V230H117ZM116 231V232H117ZM134 231V230H133ZM146 231V230H145ZM177 231V230H176ZM19 232V231H18ZM24 232H26V231H24ZM28 232H26L27 234H29ZM56 232V231H55ZM76 232V231H75ZM80 232V231H79ZM86 232V231H85ZM87 232H88V230H87ZM95 231H93V233H94ZM98 232H99V230H98ZM127 232V231H126ZM132 231L130 230V233H131ZM136 232V231H135ZM150 232V231H149ZM152 232V231H151ZM168 232H169V230H168ZM172 232H174L175 233V236H177V234H176V232L175 231H171L170 232V234L172 233ZM256 232V231H255ZM22 234H23V232H21ZM81 233V232H80ZM92 233V232H91ZM92 233V234H93ZM111 233H113V232H111ZM114 233H115V231H114ZM119 233V232H118ZM121 233H122V231H121ZM130 233H128V234H130ZM138 233H140V230H139V232ZM137 233V234H138ZM148 233V232H147ZM146 233V234H147ZM156 233V232H155ZM165 233V232H164ZM166 233H167V231H166ZM165 233V234H166ZM14 234H18V233H14ZM13 234V235H14ZM87 234V233H86ZM98 234H100V233H98ZM124 235H126L125 233H123ZM145 234V235H146ZM149 234V233H148ZM160 234H162V233H160ZM252 234V233H251ZM6 235V234H5ZM25 235V234H24ZM55 235V234H54ZM89 235H90V233H89ZM108 235V234H107ZM116 235H118V234H116ZM123 235V237H125ZM131 235V234H130ZM151 235H154V233L152 234L151 233ZM151 235H149V237L151 236ZM156 235V234H155ZM191 235V234H190ZM18 236V238H20L19 240H21L22 238V236L21 237H19V235H17ZM62 236V235H61ZM79 236V235H78ZM77 236V237H78ZM97 236H100V235H97ZM96 236V237H97ZM119 236H122L121 234L120 235H118V237ZM126 236H128V235H126ZM133 236H134V234H133ZM136 236V235H135ZM138 236V235H137ZM141 236V235H140ZM162 236V235H161ZM170 236V235H169ZM169 236L166 238V236L165 235H163L162 237H161V239L162 240H164L163 238L165 237L166 239H165V241H166V244L168 245V244H170L169 243ZM187 236V235H186ZM194 236V235H193ZM192 236V237H193ZM251 236V235H250ZM250 236H248V238L250 237ZM257 237H258V235H256ZM8 237V236H7ZM90 237H91V235H90ZM93 237H95V235L93 236ZM92 237V238H93ZM101 237H102V235H101ZM107 237V236H106ZM109 237V236H108ZM108 237H107V239H108ZM110 237H112L111 236V234H110ZM114 237V236H113ZM129 237V236H128ZM132 237V236H131ZM130 237V238H131ZM149 237H147V238H149ZM159 237V236H158ZM198 237V236H197ZM215 237V236H214ZM236 237H238V238H236ZM253 237V236H252ZM251 237V238H252ZM3 238V236L1 237V239ZM10 238H12L11 236H10ZM10 238H8V242H9V239ZM18 238H16V239H18ZM83 238H84V236H83ZM105 238V237H104ZM115 239H116V236L114 237ZM122 238V237H121ZM135 238V237H134ZM146 238V237H145ZM146 238V239H147ZM160 238V237H159ZM191 238V237H190ZM199 238V237H198ZM250 238V239H251ZM0 239V241H3V240H1ZM15 239V238H14ZM51 239V238H50ZM88 239H90L89 237H88ZM87 239V240H88ZM97 239V238H96ZM100 239V238H99ZM98 239V240H99ZM107 239H105V240H107ZM110 239V238H109ZM112 239V238H111ZM122 239H125V238H122ZM135 239H137V238H135ZM139 239H140V237H139ZM154 239H155V237H154ZM154 239H153V241H154ZM193 239H195V238H193ZM212 239V238H211ZM215 239V238H214ZM218 239V238H217ZM223 239H225V241L223 240ZM244 239V240H243ZM262 239H263V237H262ZM261 239V240H262ZM13 240V239H12ZM12 240H11V242H12ZM29 240V239H28ZM54 240V239H53ZM85 240V239H84ZM84 240H83V243H85L84 242ZM95 240V239H94ZM116 240H118V239H116ZM120 240V239H119ZM118 240V242L120 243V241ZM129 239L127 238V240L125 239V241H128ZM149 240V239H148ZM184 240H185V238H184ZM183 240V241H184ZM191 240H192V238H191ZM200 240V239H199ZM207 240V239H206ZM205 240V241H206ZM22 241V240H21ZM62 241V240H61ZM64 241V240H63ZM72 241V240H71ZM91 241V240H90ZM100 241V240H99ZM101 241H103V239L101 238ZM113 241V240H112ZM133 241V240H132ZM135 241H137V240H135ZM139 241V240H138ZM137 241V242H138ZM144 241V240H143ZM145 241H147V240H145ZM150 241V240H149ZM152 241V242H153ZM158 241V240H157ZM160 241V240H159ZM193 241V240H192ZM195 241V240H194ZM201 241H202V237H201ZM204 241V242H205ZM241 241V242H242ZM245 241H247V240H245ZM250 241V240H249ZM11 242H10V245H11ZM14 242V241H13ZM79 242V241H78ZM89 242V241H88ZM92 242V241H91ZM137 242H136V246H137ZM164 242V241H163ZM171 242V241H170ZM176 242V241H175ZM174 242V243H175ZM179 242V241H178ZM180 242H182V240L180 241ZM180 242H179V244H180ZM203 241H202V243H204ZM253 242V241H252ZM3 243V242H2ZM96 243V242H95ZM104 243H105V241H104ZM107 243V242H106ZM109 243H112V242H109ZM122 243H124V241L122 242ZM126 243V242H125ZM124 243V244H125ZM128 243H131V241H129ZM128 243H127V245H128ZM133 243V242H132ZM140 243L142 244V242L140 241L138 244L140 245ZM151 243V242H150ZM185 243H187V241L185 240ZM202 243H200V244H202ZM245 243V242H244ZM244 243H242V244H244ZM261 243H262V241H261ZM7 244H9V243H7ZM76 244V243H75ZM90 244L91 243H89V247H91L92 246V244H91V246H90ZM97 244H99V243H97ZM101 244V243H100ZM147 244H148V241H147ZM146 244V246H148ZM151 244H153V243H151ZM156 244V243H155ZM158 244V243H157ZM189 244V243H188ZM246 244H247V242H246ZM250 244V243H249ZM3 245V244H2ZM10 245H8V246H10ZM69 245V244H68ZM67 245V246H68ZM78 245H79V243H78ZM77 245V246H78ZM82 245V244H81ZM102 245H104L103 243H102ZM107 245H109V244H106V245H104V246H107ZM111 245V244H110ZM109 245V246H110ZM119 245V244H118ZM122 245V244H121ZM120 245V246H121ZM126 245V246H127ZM144 245V244H143ZM142 245V248H144L145 247V245L143 246ZM150 245V244H149ZM171 245V244H170ZM186 245V244H185ZM198 245H199V243H197V247H198ZM203 245V244H202ZM6 246V245H5ZM13 246V245H12ZM12 246H10V248L12 247ZM67 246H66V248H67ZM86 246V245H85ZM95 246V245H94ZM101 246V245H100ZM112 246V245H111ZM117 246V245H116ZM124 245H122V248H124L123 247ZM131 246V245H130ZM135 246V245H134ZM134 246H132L134 249H136V247H134ZM188 246V245H187ZM192 246H194L193 244H192ZM200 246V245H199ZM247 246H249V245H247ZM246 245H245V247L247 248V250H248V247H247ZM2 247V246H1ZM81 248L82 247H84V246H80ZM131 247V248H132ZM140 247V246H139ZM158 247H160L159 245H158ZM165 247H168V246H165ZM164 247V248H165ZM176 247H177V244H176ZM180 247H183L182 245H180ZM235 247H237V246H235ZM251 247V246H250ZM261 247V246H260ZM3 248H4V246H3ZM15 248V247H14ZM65 248V247H64ZM76 248V247H75ZM84 248H86V247H84ZM83 248V249H84ZM96 248V247H95ZM108 248V247H107ZM116 248V247H115ZM117 248H119V247H117ZM116 248V249H117ZM127 248H128V246H127ZM163 248V247H162ZM169 248V247H168ZM171 248V247H170ZM183 248H186L185 246L183 247ZM183 248H180V249H183ZM187 248H190V247H187ZM191 248H194V247H191ZM220 248H222V247H220ZM225 248V249H226ZM245 248V249H246ZM73 249V248H72ZM83 249H79V250H83ZM94 249V248H93ZM98 249V248H97ZM97 249H96V252H98L97 251ZM119 249H121V248H119ZM134 249H130V250H134ZM145 249V248H144ZM157 249V248H156ZM155 249V250H156ZM160 249V248H159ZM166 249V248H165ZM179 249V250H180ZM196 249V248H195ZM218 251H217V250ZM233 249H235V248H233ZM237 249V248H236ZM241 249V248H240ZM244 249V248H243ZM263 249V248H262ZM1 250V249H0ZM6 250H7V248H6ZM5 250V251H6ZM13 250V249H12ZM75 250V249H74ZM89 250V249H88ZM110 250H111V248H110ZM128 250V251H127ZM127 250H124V251H127V252H129L130 250L129 249H127ZM137 250H139V249H137ZM143 250V249H142ZM152 250H154L153 248H152ZM174 250H175V247H174ZM187 250V249H186ZM189 250V249H188ZM264 250V249H263ZM95 251V250H94ZM124 251H122L123 252V254H125L124 253ZM149 251V250H148ZM181 251V250H180ZM196 251V252H197ZM250 251V250H249ZM1 252V251H0ZM3 252V251H2ZM7 252H9V251H7ZM70 252V251H69ZM84 252V251H83ZM108 252H109V249H108ZM112 252V251H111ZM114 252V251H113ZM133 252V251H132ZM165 252V251H164ZM176 252V251H175ZM184 252H186V251H184ZM192 252H194V250L192 251L191 250V253ZM196 252H195V255H196ZM237 252V251H236ZM244 252V251H243ZM259 252H260V249H259ZM10 253V252H9ZM91 253V252H90ZM100 253H102V252H100ZM116 253V252H115ZM115 253H113V254H115ZM117 253H118V251H117ZM121 253V252H120ZM134 253V252H133ZM137 253V252H136ZM135 253V254H136ZM142 253H143V251H142ZM168 253V252H167ZM171 253H172V251H171ZM181 254H182V252H180ZM231 253V252H230ZM238 253V252H237ZM249 253V252H248ZM0 254H2V253H0ZM74 254V253H73ZM77 254V253H76ZM75 254V255H76ZM80 254V253H79ZM106 254V253H105ZM122 254V255H123ZM129 254V253H128ZM144 254V253H143ZM152 254V253H151ZM153 254H155V252L153 253ZM163 254V253H162ZM165 254H166V252H165ZM172 254H174V252L172 253ZM178 254V253H177ZM188 254H190V253H188ZM232 254V253H231ZM249 254H251V255H254V254H252V251H251V253H249ZM262 254H264L263 252H262ZM67 255V254H66ZM82 255V254H81ZM85 255H86V253H85ZM94 255V254H93ZM117 255V254H116ZM119 255V254H118ZM117 255V256H118ZM126 255V254H125ZM133 255V254H132ZM146 255H148V254H146ZM180 255V254H179ZM194 255V254H193ZM200 255H199V257H200ZM245 255H247V253H246V251H245ZM7 256V255H6ZM9 256V255H8ZM7 256V258H10V257H8ZM83 256V255H82ZM96 256V255H95ZM99 256V255H98ZM104 257H105V255H103ZM115 257V258H118V257ZM120 256H121V254H120ZM119 256V257H120ZM124 256V255H123ZM127 256V255H126ZM135 256H137V255H135ZM139 256V255H138ZM152 256H154V255H152ZM165 256H167V255H165ZM182 256V255H181ZM187 256V255H186ZM209 256V255H208ZM212 256H213V254H212ZM238 256V255H237ZM248 257L250 256V255H247ZM263 256V255H262ZM2 257V256H1ZM133 257H134V255H133ZM140 257V256H139ZM161 257V256H160ZM168 257H169V255H168ZM174 257H176V256H174ZM192 257V256H191ZM240 257V256H239ZM255 257H256V255L253 257L254 258V260L253 261H255ZM257 257H260V255L258 256V254H257ZM39 258V257H38ZM78 258V257H77ZM93 258H95V257H93ZM103 258V257H102ZM101 258V259H102ZM109 258V259H108ZM125 258H127V257H125ZM128 258H129V255H128ZM155 258V257H154ZM189 258V257H188ZM196 258V257H195ZM229 259H230V257H228ZM244 258V257H243ZM250 258H252L251 256H250ZM264 258V257H263ZM3 259V258H2ZM1 259V260H2ZM66 259H67V257H66ZM90 259V258H89ZM96 259H97V257H96ZM99 259V258H98ZM101 259H99L98 260V262H100V260ZM107 259H108V261L110 260V257H107ZM113 259V258H112ZM120 260H121V258H119ZM135 259V258H134ZM137 259H139V258H137ZM137 259H135V260H137ZM226 259V258H225ZM228 259V260H229ZM239 259V258H238ZM237 259V260H238ZM246 259V258H245ZM259 259V258H258ZM0 260V261H1ZM91 260V259H90ZM116 261H114L115 263L117 262V260L118 259H115ZM126 260V259H125ZM142 259L140 258V261H141ZM187 261H189L188 259H186ZM199 260H201L200 262H202V264H215V262H212L211 261V258H209V259H206L205 258V256L203 257H201ZM219 260V259H218ZM227 260V259H226ZM236 260V259H235ZM260 260V259H259ZM4 261H6V260H4ZM64 261V260H63ZM107 261V262H108ZM112 261V260H111ZM119 261V260H118ZM139 261V260H138ZM145 261V260H144ZM143 261V263H145ZM153 261V260H152ZM241 261V260H240ZM242 261H243V259H242ZM2 262V261H1ZM7 262V261H6ZM5 262V263H6ZM98 262H95V263H97L98 264ZM104 262V261H103ZM102 261H101V263H103ZM110 262V261H109ZM121 262V261H120ZM137 262V261H136ZM164 262V261H163ZM167 262V261H166ZM169 262V261H168ZM179 262V261H178ZM256 262H258V260L256 261ZM260 262V261H259ZM4 263V264H5ZM8 263V262H7ZM65 263V262H64ZM91 263V262H90ZM100 263V264H101ZM140 263V262H139ZM142 263V264H143ZM186 263V262H185ZM187 263H189V262H187ZM186 263V264H187ZM196 263V262H195ZM198 263H199V261H198ZM233 263V262H232ZM236 263H239L238 261L236 262ZM241 263V262H240ZM242 263H244V262H242ZM250 263H252V261L250 262ZM264 263V262H263ZM110 264H112V263H110ZM131 264V263H130ZM133 264V263H132ZM147 264V263H146ZM150 264V263H149ZM201 264V263H200ZM253 264V263H252ZM257 264V263H256Z\"/></svg>",
    "mask_w": 264,
    "mask_h": 264
}]
</instances>
